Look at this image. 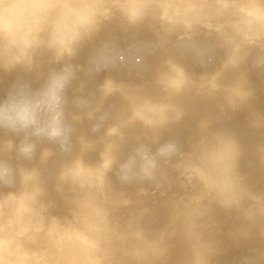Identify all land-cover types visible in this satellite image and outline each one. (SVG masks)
Here are the masks:
<instances>
[{
  "label": "clouds",
  "instance_id": "9594fccd",
  "mask_svg": "<svg viewBox=\"0 0 264 264\" xmlns=\"http://www.w3.org/2000/svg\"><path fill=\"white\" fill-rule=\"evenodd\" d=\"M149 11L167 21L169 31L186 37L199 26L215 30L230 47V62L240 63L255 51L254 66H264V0H0V67L35 68L40 48L50 50L54 54L50 63L60 65L49 70L40 88L18 82L0 98V131L19 138L13 145L16 162L0 152V264H166L170 241L177 236L186 245L179 264H213L219 247L205 234L212 225L203 222L211 203L242 213L247 223L238 230V240L249 238L250 229L264 219V193L251 191L238 169L239 143L224 132H209L207 125L206 134L190 151H181L175 142L162 145L155 154L139 148L138 170L132 162H119L113 144L104 153L102 168L86 167L92 175L78 174L77 163L66 168L60 180L73 195L70 214L64 217L48 214L49 205L41 199L39 170L20 165L32 161L44 142L62 148L69 142L75 129L68 118L66 93L81 70L71 62L79 48L93 40L116 12L134 25ZM185 46L195 47L191 40ZM111 51L105 44L93 58L97 71L109 62ZM115 90V82L105 79L99 88L101 100L88 113L90 118ZM74 105L89 106L82 97ZM79 118L72 115L73 120ZM143 119L149 126L167 122L162 114ZM50 154L43 150L41 160ZM173 157H177L174 163ZM161 161L171 164L193 193L173 202L171 223L157 232L150 234L139 223L147 209L122 224L113 210L131 201L113 198L107 172L115 166L123 183L149 182L159 187ZM63 183L58 190L63 191ZM141 194L146 195V190ZM261 255L264 250L255 253ZM243 264L256 262L246 257Z\"/></svg>",
  "mask_w": 264,
  "mask_h": 264
},
{
  "label": "rangeland",
  "instance_id": "374dc122",
  "mask_svg": "<svg viewBox=\"0 0 264 264\" xmlns=\"http://www.w3.org/2000/svg\"><path fill=\"white\" fill-rule=\"evenodd\" d=\"M117 13V12H116ZM115 13V14H116ZM115 14L113 15V19H110V20H108V21H105L104 23H105V29H103V28H101L102 30L98 33V35L93 39V40H91V41H88V42H86L83 46L85 47H87V46H89L88 48L89 49H91V48H93L94 50H92V51H94L93 53L94 54H92V52H91V50H85L84 48H83V46L81 47V48H83V50L84 51H81L80 52V59H78L77 58V56H79V55H77V54H79V52L77 51V53H76V55L74 56V58L72 59V63L73 64H77V65H80L81 66V70L77 73V78L72 82V84L69 86V88H68V90H67V93H66V95H67V112L68 111H70L71 112V110L69 109V108H74L75 107V105H74V101L78 98V97H85L84 99L88 102V107H84V108H77V107H75L74 108V113H70V112H68V118H69V121L73 124V127H74V132L72 133V135H71V137H70V140H69V142L67 143V145L65 146V147H60L59 145H56L55 144V146H54V144H53V146H51L50 144H48L47 142H45V143H43V144H45L46 146H44L43 144L41 145V146H44L43 148L40 146V148L38 149V151H37V153H36V156H35V158L32 160V161H30V162H25V161H20L19 163H20V165L22 166V167H27V168H36V169H38L39 170V172H40V181H41V184L42 185H44V193H46V194H44L43 193V195H42V199L44 200V202H46V204H49V209L48 210H54V213H55V216H60V214H61V216L63 217V216H66L67 214L69 215L70 213H69V210H71V208L69 209V207H72L70 204H69V199L67 198L68 196H67V194H65V191H66V193H68L69 194V192L70 191H68L69 189V187H67V186H69L67 183H63L61 180H60V176H61V173L66 169V168H69V167H71L72 165H74L75 163H77V165H76V168H75V171H79L80 172V170L79 169H81V172H82V170H84V171H86L87 169H86V167H88V166H90L89 168H93V169H96L97 168V163H98V167H99V164H100V166H102V162L101 163H99L101 160H103V158H104V155H103V157H101L100 156V154H103V152H106V147H107V145H104L103 143H102V141H103V134H104V136H105V134H106V136H110V134H109V130L108 131H106L107 129H108V126L111 124V123H114L116 120L114 119V118H116V116H117V111H116V104H119V102H120V98H119V100H118V102H117V99H118V94H119V96H120V94H121V91H117L116 93H114V97H115V95H116V100L114 101V97L112 98V97H110V95L107 97V99H105V101L103 102L104 104H102L103 106H100L99 107V109L97 110V112L99 111V114L97 115V112L94 114V117H92V118H90L89 116H88V113L92 110V109H95L96 107H97V104H99V102H100V100H101V98H100V93H99V88H100V83L102 82V79L101 78H103V77H105L104 79H107V78H109V77H119V78H121L120 80L118 79V77H117V79L119 80V81H121V82H124V83H131L132 82V80L131 79H133L132 77L135 75V77H134V79L136 80V82L134 81V79H133V82L132 83H137V82H141L142 80H144V78L145 79H147V78H149L150 77V74H152L151 72H152V70H155V71H153L154 72V74H152L153 75V77L154 76H156V73L157 72H159V68L157 67L158 66V63L156 64V60L155 59H157L156 57H160L161 56V54H163L164 52H166V51H171V52H173V53H176L177 54V52H174V50H178V48H179V52L180 53H182V54H180L179 52V54H177V56L179 57V59L181 60V58H183V59H185V60H187L188 59V63H186V64H189V63H192L191 65L195 68V70H196V73H194V74H192V75H190L189 74V76L188 75H186V76H182L181 78H183V77H187L186 78V80H187V85H188V87H192V86H194V83H197L198 81H199V77H206V76H208V73L210 72V70H212L213 69V67L217 64V62H218V59L220 60V62L217 64V66L218 65H220L225 59H226V57H227V55H229V53L228 52H225V51H227L226 49H225V47L223 48V47H221V46H219V45H217L218 47H213L212 45V51L214 52V50H215V52H214V54L212 53V51L211 52H208L207 53V51L206 52H200V53H203L205 56H206V58H205V56L204 55H201L200 53H198L197 51H198V48L196 47V49H195V47H190V49H189V47H185V46H183V45H185L186 44V42L187 41H189V40H191V38H194L195 40H196V42L197 41H200L201 42V40L200 39H202V37H210V36H212V34H214V33H212L211 32V30L212 29H208V28H205V27H203V26H199V27H197V29L194 31V33L192 34V36L189 38V37H186L185 36V38L183 39V38H177V39H179V43L178 42H176V44H173L172 45V43H171V41H172V39H171V36H173V35H171L170 36V39H171V41H168V40H170V39H166L165 37L166 36H161V32L163 31V29L161 28V25H164V23H167V21H164V19H162V18H160L161 16L158 14V13H153V12H151V11H149L148 13H146L145 15H144V17L141 19V20H139L136 24L138 25V27H134V26H136V24L135 25H130L131 27H133L132 28V30H134V33H132V30H131V28H130V26H129V24H128V22H125V21H127L126 19H123L122 17H124V16H122L121 18L119 17L120 15H122L121 13H119V16L116 14V17H114L115 16ZM118 16V17H117ZM147 16V17H146ZM125 18V17H124ZM153 18H156L155 20H156V22L155 21H153L154 19ZM123 19V20H122ZM152 19V20H151ZM112 20H114L113 22H112ZM120 21V22H119ZM124 21V22H123ZM148 21V22H147ZM162 21H164V23H161ZM141 22V23H140ZM144 22V24H146V25H144L143 24V26H145V27H142V28H145V31L141 28L140 29V27H139V25L140 26H142V23ZM118 23V24H117ZM125 23V24H124ZM139 23V24H138ZM153 23V24H152ZM156 23V24H155ZM128 24V25H127ZM150 24V25H149ZM161 24V25H160ZM122 25V26H121ZM157 25V26H156ZM103 26H104V24H103ZM102 26V27H103ZM116 26V27H115ZM118 26V27H117ZM125 26V27H124ZM128 26V27H127ZM146 26H147V28H146ZM120 27V28H119ZM122 28V29H121ZM136 28H138V30L136 29ZM123 29H125V30H123ZM136 29V30H135ZM140 29V30H139ZM148 29V30H147ZM201 29V30H200ZM127 30H131L129 33L127 32ZM142 30V31H141ZM151 30H152V32H151ZM155 30V31H154ZM198 30V31H197ZM137 31V32H136ZM140 31V32H139ZM146 31H148V33H146ZM199 32V33H197V32ZM213 31V30H212ZM215 31V30H214ZM126 32H127V34H126ZM135 32H136V34H135ZM143 32V33H142ZM209 32H211L212 34H209ZM133 35H135V36H133ZM138 33H140V35L138 34ZM150 33V34H149ZM151 33H153V35L151 34ZM159 33H160V35H159ZM154 34H156V35H154ZM197 34V35H196ZM119 35V36H118ZM131 35V36H130ZM141 36V37H138V36ZM146 35H147V37H146ZM150 35V36H149ZM208 35V36H207ZM137 36V37H136ZM154 36V37H153ZM144 37V38H143ZM197 37V38H196ZM135 38V39H134ZM152 38L155 40V39H157V40H155L156 41V44L157 45H154V43H155V41H153L152 40ZM161 38H162V40H161ZM213 38V37H212ZM187 41H186V40ZM189 39V40H188ZM128 40V41H127ZM137 40V41H136ZM141 40V41H140ZM158 40H159V43L161 44L162 43V45H163V47H161V45L160 44H158ZM160 40H161V42H160ZM166 40V41H165ZM134 41H136V44H134L135 42ZM140 41V42H139ZM143 41V42H142ZM186 41V42H185ZM104 42V43H103ZM126 42V43H125ZM134 42V43H133ZM142 42V43H141ZM148 43V45H147V43ZM149 42H150V44H149ZM164 42V43H163ZM167 42H170V43H168V45H167ZM182 42V43H181ZM183 42H185V44H183ZM192 42V41H191ZM195 41H193L192 43L195 45V43H196ZM110 44V46H111V48L114 50V47H115V49H116V46H118L117 47V49L120 47V46H122L123 44H125V45H123L121 48L124 50H122L121 48H119L118 50H112L111 52L112 53H114V54H116V56H114V54H112L111 53V55L110 56H112L113 55V57H111V58H115V59H118V60H120V62H122V63H120L119 61H117V60H115V59H111L112 60V62H113V64H114V62H115V65H112V62H111V60L109 61V63H107L108 65H109V67H108V65L106 66V67H103L104 69L105 68H110V71H112V72H109L108 71V69H105V71H107L108 73L107 74H105V75H103V72L102 71H100L99 70V72H101V73H98V71L96 72V69H95V71H91V73H94V75L93 74H91L92 76H90V74H88L89 73V71L91 70V68H93L92 70H94V68L95 67H91L90 68V65L92 64L91 62H92V58H93V56L95 57L96 55H97V51H99L100 50V48L104 45V44ZM129 43V46L130 45H132V46H130L131 48L133 47L135 50L133 51V48L132 49H130L129 48V46H127V44ZM134 45H133V44ZM152 43V44H151ZM92 44V45H91ZM100 44H103L102 46L100 45ZM108 44V45H109ZM139 45V46H136V45ZM143 44H145V45H143ZM165 44V45H164ZM177 44H183L181 47H179ZM150 45H154V46H150ZM169 45H170V47H169ZM176 45V46H175ZM214 45V44H213ZM91 46V47H90ZM101 46V47H100ZM127 46V47H126ZM143 46H144V50H143ZM155 46H157V47H155ZM176 47V49H175V47ZM178 46V47H177ZM85 47V48H86ZM100 47V48H99ZM124 47H125V49H124ZM136 47H138V48H136ZM146 47H151L152 48V50H149L148 48L146 49ZM161 47V48H160ZM97 48H99V49H97ZM154 48V49H153ZM164 48V49H163ZM168 48V49H167ZM171 48V49H170ZM173 48V49H172ZM180 48H181V50H180ZM215 48V49H214ZM218 48V49H217ZM219 48H223L222 50L221 49H219ZM96 49V50H95ZM128 49V50H127ZM140 50L139 51V54H138V50ZM167 49V50H166ZM184 49V50H183ZM130 50H132L131 52H133V56H134V54L136 53L137 55H135L134 57L135 58H137L138 60V62L137 61H134V60H132L134 57L132 56V53H130ZM155 50V51H154ZM173 50V51H172ZM183 50V51H182ZM219 50V51H218ZM80 51V50H79ZM89 53H88V52ZM116 51V52H115ZM117 51H119V52H117ZM121 51V52H120ZM125 51H127V53L125 54ZM142 51V52H141ZM144 51H147V52H145L144 53ZM148 51H149V54H148ZM150 51H151V53H150ZM152 51L154 52V54H152ZM163 51V52H162ZM38 52H40V53H37V54H40V55H42V57L40 56L39 58H37L39 55H37L36 53H35V55H37V57H34V59L36 58V60H35V62L37 63V67H35V68H32V69H27V68H22V66H21V68H20V66L19 67H16V68H14V69H12V70H6V72H8V73H6L3 77H1L0 78V96H1V98H3V97H5L7 94H8V92L13 88V86L16 84V83H28L30 86H31V88L33 89V90H35V89H38V88H40L42 85H43V83H44V81H45V79H46V77H47V73L49 72V70H51L52 68H54V67H59L60 65H58V64H53V65H50V64H52V63H50L49 61H48V59L50 60V58L54 55L50 50H48V49H46V48H43V49H41V51H38ZM91 52V53H90ZM135 52V53H134ZM161 52V53H160ZM184 52V53H183ZM188 52V53H187ZM194 52V53H193ZM222 52V53H221ZM85 53H86V56H87V58H86V56H85ZM87 53H88V55H87ZM147 53V54H146ZM160 53V54H159ZM210 53V54H209ZM83 54H84V56H83ZM89 54H91L92 56H90ZM110 54V53H109ZM130 54H131V58H130ZM144 56H143V55ZM152 54V55H151ZM219 54V55H218ZM83 57H82V56ZM119 55V56H118ZM140 55H141V58L142 57H145L146 58V60H144L143 58L141 59L140 58ZM149 55V56H148ZM154 55V56H153ZM155 55H156V57H155ZM158 55V56H157ZM201 55V56H200ZM208 55H209V58H208ZM226 55V56H225ZM255 51L250 55V56H248L243 62H244V65H242V68L243 67H245V66H248V67H251L252 66V68L251 69H254V71H256L258 74H259V76H260V79H262V77L264 78V66H261V67H257V66H254V59H255ZM118 56V57H117ZM137 56V57H136ZM150 56H151V60L149 59L150 58ZM152 56L154 57V58H152ZM181 56V57H180ZM199 56H200V59H198L199 58ZM216 56H221V57H216ZM92 57V58H91ZM133 57V58H132ZM187 57V58H186ZM225 57V58H224ZM43 58H46V60H44ZM48 58V59H47ZM76 58V59H75ZM86 58V59H85ZM134 58V59H135ZM196 58H197V60H196ZM203 58H205V59H203ZM207 58H208V60H207ZM214 58H217V59H214ZM39 59H40V61H44V62H41V63H39ZM82 59V60H81ZM88 59V60H87ZM121 59H122V61H121ZM129 59H130V61H129ZM147 59H149L150 61H148ZM153 59V60H152ZM212 59V60H211ZM75 60V61H74ZM77 60H78V62L79 63H77ZM83 61L84 63L82 64V62H80V61ZM89 60H90V62H89ZM114 60V61H113ZM133 62H132V61ZM144 60V61H143ZM196 60V61H195ZM210 60V61H209ZM215 61V63H214V61ZM46 61V62H45ZM88 63H87V62ZM143 61V62H142ZM148 61V62H147ZM153 61V62H152ZM155 61V62H154ZM158 61V60H157ZM208 61V62H207ZM222 61V62H221ZM137 62V63H136ZM140 62V63H139ZM141 62H142V65H141ZM146 62V63H145ZM152 64H155V65H157V66H153V65H151V63ZM195 62V63H194ZM210 62V63H209ZM212 62H213V64H212ZM39 63V64H38ZM44 63V64H43ZM86 63H87V65H86ZM90 63V64H89ZM125 63V64H124ZM133 63V64H132ZM140 65V66H138L137 67V65ZM162 63V62H161ZM200 63V64H199ZM245 63H247V64H245ZM84 64H85V66L87 67H85L84 66ZM117 64V65H116ZM130 64V65H129ZM135 64V65H134ZM173 64H176V61L173 63ZM185 64V65H186ZM194 64V65H193ZM208 64H210V65H208ZM211 64L213 65V67H211V69L209 68L208 69V66H211ZM43 65V66H42ZM45 65V66H44ZM93 65V64H92ZM116 66V67H118V71H116L117 69H115L114 67H112V66ZM121 65H124V67L123 66H121ZM130 67H129V66ZM131 65H133V67L131 66ZM145 65V66H144ZM147 65H148V67H147ZM184 65V64H183ZM201 65H202V67H201ZM223 65V64H222ZM94 66V65H93ZM126 66V67H125ZM135 66H136V68H135ZM141 66H143V67H141ZM173 66V65H172ZM175 66V65H174ZM178 66V65H177ZM180 66V65H179ZM198 66H200L201 68H199ZM90 69H89V68ZM114 68V70H112V68ZM149 67H153L152 69L150 68L149 69ZM155 67H157V68H155ZM21 69L20 71H19V69ZM86 68V69H85ZM102 68V69H103ZM134 68H135V70H134ZM142 68V69H141ZM196 68H198V69H196ZM222 68V67H221ZM225 68V67H224ZM247 68V67H246ZM26 69V70H25ZM36 69V70H35ZM41 69V70H40ZM43 69H45V70H43ZM120 69H121V71H120ZM174 69H175V67H174ZM173 69V70H174ZM179 69V68H178ZM182 69V68H181ZM201 69H202V73H201ZM22 70H23V72H22ZM43 70V71H42ZM131 70V71H130ZM134 70V71H133ZM145 70V71H144ZM150 70V71H149ZM180 70V69H179ZM199 70V71H198ZM247 70V69H246ZM250 70V69H249ZM1 71V70H0ZM28 71V72H27ZM35 71V72H34ZM42 71V72H41ZM83 73H82V72ZM117 72L118 73V75L115 73V72ZM176 71L177 72H179L177 69H176ZM181 71V70H180ZM205 71L207 72L206 74H205ZM248 71V70H247ZM20 72V73H19ZM46 72V74H44ZM96 72V73H95ZM122 72V73H121ZM146 72H150V73H148V77L147 76H145V75H147L146 74ZM244 72V71H243ZM255 72V73H256ZM31 73H32V75H31ZM98 73V74H97ZM104 73H106V72H104ZM111 73V74H110ZM114 73V74H113ZM120 73H121V76H119L120 75ZM137 73H139V75L137 74ZM199 73V74H198ZM201 73V74H200ZM203 73H204V75H203ZM255 73L253 74V73H251V74H253L254 76H255V79H257L256 77V75H258L257 73H256V75H255ZM0 74H1V72H0ZM96 74V75H95ZM102 74V75H101ZM116 74V75H115ZM123 74V75H122ZM127 74V75H126ZM143 74H145L144 76V78L142 77V75ZM245 74V73H244ZM37 75V76H36ZM45 75V76H44ZM103 76V77H101V76ZM111 75V76H110ZM112 75H115V76H112ZM141 75V76H140ZM194 75V76H193ZM31 76V77H30ZM93 76H95L96 78H94ZM138 76H140V80H139V77ZM191 76H192V78H191ZM199 76V77H198ZM35 77V78H34ZM97 77L99 78V81L97 80ZM126 78V79H128V80H130L129 82L125 79V81H124V78ZM251 77H252V75H251ZM20 78V79H19ZM33 78V79H32ZM39 78V79H38ZM85 78H86V80H85ZM91 78V79H90ZM130 78V79H129ZM143 78V79H142ZM196 78H197V80H196ZM36 79H38V80H36ZM84 79V80H83ZM100 79H101V81H100ZM190 79H192V80H190ZM195 79V80H194ZM16 80V81H15ZM24 80V81H23ZM35 80H36V82L38 83H36L35 82ZM98 81V83H96V81ZM148 80V79H147ZM147 80H145V82L147 81ZM232 80V79H231ZM234 80V79H233ZM235 80H236V78H235ZM14 81V82H13ZM31 81H33V83H31ZM87 81V82H86ZM89 81H90V83H91V81H92V83L91 84H89ZM94 81H95V83H96V85H95V83H94ZM118 81V82H119ZM149 81H150V79L148 80V82H146L147 83V85H154L153 87H151V88H153V89H150L151 90V96H150V99H149V105H150V101H158L159 99H161L159 96L161 95V93L163 94H165V92L167 91V90H165V92H162V90H161V92H159L160 90L158 89V88H160V86L159 85H163L161 88H163V87H165L166 85H167V89H168V85H169V83H167V82H163V83H167L165 86H164V84H162V83H160L159 85L158 84H152L151 83V81H150V83H149ZM155 81V80H154ZM190 83H189V82ZM263 81H264V79H263ZM262 81V82H263ZM83 82V83H82ZM121 82H119L120 84H121ZM248 82H250L251 83V81H248ZM2 83V84H1ZM34 83H35V86H36V88H35V86H33L34 85ZM93 83H94V86H93ZM119 83H118V86H119ZM149 83V84H148ZM229 83H230V80H229ZM234 83V82H233ZM88 84V85H87ZM225 84H226V82H225ZM228 84V83H227ZM226 84V85H227ZM261 84V83H260ZM263 84H264V82H263ZM7 85V86H6ZM78 85H79V87H78ZM91 85H92V87H91ZM149 85V86H150ZM156 85L157 86H159V87H156ZM226 85H224L225 86V88H227L226 87ZM230 85H232V82L229 84V86H228V88L230 87ZM33 86V87H32ZM88 86V87H87ZM91 88H90V87ZM95 86H97L96 87V89H95ZM247 86H250L249 87V89L251 88V84H249V85H247ZM261 87V86H260ZM259 87V88H260ZM72 88V89H71ZM87 88H88V90H87ZM89 88H90V90H89ZM119 88V90H121L120 88H122V85L121 86H119L118 87ZM150 88V87H149ZM157 88V89H156ZM166 88V87H165ZM164 88V89H165ZM94 89V90H93ZM98 89V90H97ZM123 89V88H122ZM163 89V90H164ZM245 89H248L246 86H245ZM252 89V88H251ZM261 90H263L264 89V86L263 87H261L260 88ZM93 90V91H92ZM124 91H125V89H123ZM158 90V92L156 93V91ZM253 90V89H252ZM259 90V89H258ZM98 91V92H97ZM154 91V92H153ZM243 91H245L244 89H243ZM243 91H241V92H239L240 94L243 92ZM247 92L248 91H250V90H246ZM246 91H245V93H246ZM260 91V90H259ZM259 91H254V93L253 92H251V93H249V94H247L246 93V96H245V94L243 95V94H239V96L240 97H242V95L244 96V97H242V98H245V97H249V96H247V95H250V94H252V96L256 93V94H258L259 93ZM72 94H71V93ZM79 92V93H78ZM85 92V93H84ZM96 92V93H95ZM152 92H153V95H152ZM88 93V94H87ZM154 93H155V95H154ZM3 94V95H2ZM82 94V95H81ZM93 94H95V95H93ZM158 94H160L159 96H158ZM236 94H238V92L236 93ZM261 97L260 96H255L254 95V98H252L253 100L256 98L257 100H258V98L260 99V98H262V101L261 100H259V102H260V105H259V107L261 106V108H262V112H263V114H264V90H263V92L261 91ZM259 94V95H260ZM86 95V96H85ZM89 95H91L90 97H89ZM93 95V96H92ZM98 95V96H97ZM3 96V97H2ZM96 96V97H95ZM113 96V95H112ZM235 96V95H234ZM251 96V97H252ZM152 97V98H151ZM238 97V96H237ZM240 97H238V98H236V101L238 100L239 101V99H240ZM250 97V98H251ZM258 97V98H257ZM91 98V99H90ZM99 98H100V100H99ZM159 98V99H158ZM241 98V99H242ZM154 99H156V100H154ZM110 100V101H109ZM162 100V99H161ZM201 101H199V103H200V105H198V108L199 109H204L206 106H207V104L209 103L208 101L210 100V99H207V98H204V99H200ZM70 101V102H69ZM235 101V100H234ZM72 102V103H71ZM112 102V103H111ZM106 103V104H105ZM116 103V104H115ZM121 103V102H120ZM156 102H154V103H152V104H155ZM112 104V105H111ZM114 104V105H113ZM160 104V103H159ZM232 104H234L233 102H232ZM231 104V105H232ZM148 105V104H147ZM161 105V104H160ZM206 105V106H205ZM231 105L230 104H228V105H226L225 106V108L228 110L229 109V107H231ZM235 105H237L236 103H235ZM112 106H114V107H112ZM162 107H163V103H162V105H161ZM160 106V107H161ZM239 106V105H238ZM242 106H246V105H242ZM251 106H253V105H251ZM250 106V107H251ZM258 106V105H257ZM148 107V106H147ZM146 107V108H147ZM150 108H151V106H149ZM148 107V108H149ZM160 107H159V109H160ZM247 108H249L248 106H246ZM255 107V106H254ZM254 107H251L252 109H250V110H253V111H255V113H254V116H255V118H260V119H262V118H264V116H262V114H261V116L262 117H260V115H258V114H260V113H262V112H257L258 110H256V108H254ZM235 107L234 106H232V110L234 109ZM241 109L242 111L241 112H243L244 110H246V112H243L245 115V117H246V115L247 114H249L250 116H247V117H250V118H252L253 117V115L252 114H250L249 112V110H247V108H244V107H238L237 108V110L238 109ZM102 109V110H101ZM108 109H109V111H108ZM113 109V110H112ZM115 109V110H114ZM236 109V108H235ZM233 110V111H236V110ZM240 109H239V112H240ZM244 109V110H243ZM260 109V108H259ZM77 110V111H76ZM231 109H229L228 111H230ZM81 113H80V112ZM111 111H114V112H111ZM232 111V112H233ZM247 111H249L248 113H247ZM252 111V112H253ZM76 112V113H75ZM133 112V111H132ZM189 113H192L191 112V110L190 111H188ZM227 112V111H226ZM258 114H257V113ZM106 113L109 115H106ZM134 113V112H133ZM235 113H237V114H240V113H238V112H235ZM243 113H241L242 115H243ZM73 114H75V115H77V116H79L80 118H83V119H77L78 121H76V120H73L72 119V115ZM128 114L129 115H125V117L127 116L128 118H126L127 120H129V116L131 117V121H132V119H133V116H134V114H133V116H132V113L130 112H128ZM236 114V115H237ZM97 116V119H96V116ZM111 115L114 117H111ZM193 115L194 114H189V115H186L183 119H181V120H178V122L175 124V122H171L172 123V126L171 127H168V125H166V124H164L163 126H150L149 128L152 130V131H154V132H157L156 131V129L158 130V128L159 129H161V130H163V131H165V129L168 131V132H166L165 131V133L166 134H163V135H161V136H159L158 138L160 139V142H159V139L158 138H156V143H155V141L153 140V139H146L147 140V142H146V140L144 141V139H140V138H136V137H133L134 136V134H132V135H128L126 138H127V140H126V142H124L125 144L126 143H128L127 144V146H126V148H127V150H128V154H131V155H134V152H136V153H138V149L139 148H141V147H143L144 146V148H150V147H152V150L154 149L155 150V152H156V150H158L159 149V147H161V145L163 144H165V142L167 143V142H169V141H165V140H163L164 138L166 139V140H168L167 138H172V140L170 139V141L171 142H175V143H179V141L180 142H182V144H183V141H182V137H184V133H186V131L189 129V127L191 126L190 124H191V121L194 119L193 118ZM251 115H252V117H251ZM86 118H85V117ZM105 116V117H104ZM195 116V115H194ZM246 117V118H247ZM109 118V119H108ZM111 118V119H110ZM249 118V119H250ZM254 118V119H255ZM125 118H123V124H124V122H125V124L127 123H130V122H126L125 120H126ZM248 119V118H247ZM81 120H83L82 121V123L80 122ZM85 120L87 121H89V123L90 124H88V122L87 123H85ZM98 120V121H97ZM106 120V121H105ZM108 121V122H107ZM113 121V122H112ZM140 121H142L143 122V120H139L138 122H136V124H134L132 127H135V130H140V128H142L143 126L142 125H147V124H143V123H145V122H143V123H141ZM80 122V123H79ZM139 122L141 123V124H139ZM181 122V123H180ZM93 123V124H92ZM180 123V124H179ZM80 124H81V127L83 126V125H88L87 126V128H89L90 129V131H91V133H93L92 134V136L91 137H93L92 139H90L91 137H90V135H91V133H90V135H89V139H88V142H89V140L92 142V143H88V142H86L85 140V144L86 145H88V144H90L92 147L94 146L93 145V143L96 141H98V139H99V141L95 144L96 146H94V148H96L97 149V147H98V149L100 148V146L102 145L103 147L104 146H106V147H102V148H100L99 150H96V149H94V148H91L90 147V145H89V148L87 149V146H86V148L85 147H82V146H84L83 145V139H82V144L80 143V142H77L79 139V141H81V137L80 136H82V133H80L81 131H80ZM124 124V125H125ZM139 124V125H138ZM186 124V125H185ZM79 125V126H78ZM94 125V126H93ZM222 125V123L220 124V126H219V128L220 127H222L221 126ZM91 126V127H90ZM103 126V127H102ZM166 126V127H165ZM180 126V127H179ZM189 126V127H188ZM118 127V126H117ZM138 127H139V129H138ZM152 127V128H151ZM164 128V129H163ZM215 128V127H214ZM216 128H218V126L216 127ZM216 128L214 129L215 130V132H216ZM129 129V128H128ZM179 129H180V132H179ZM212 129V130H211ZM210 130H208L209 132L210 131H214L213 130V128H211ZM82 130V129H81ZM169 130H171V131H169ZM178 130V131H177ZM185 130V131H184ZM217 130H219V129H217ZM128 131V130H127ZM174 131H175V134L177 133V132H179V133H177V135H175L174 134ZM3 131H0V141L1 142H3V140L5 141V143H1L0 142V144H1V146H3V147H1L0 148V151L1 152H4L8 157H10L11 159H13V161L14 162H16L15 161V149H14V144H18L19 143V138L18 137H16L17 139L16 140H18V141H14V142H16V143H14L13 145H11L9 142L10 141H8V137H10L11 136V133H8V132H3ZM78 132H79V134H81L80 136L79 135H77L78 134ZM102 132H103V134H102ZM105 132V133H104ZM214 132V133H215ZM218 132V131H217ZM2 134H4V135H2ZM86 134H87V131H86ZM181 134H183V136L181 135ZM5 135H6V137H5ZM9 135V136H8ZM13 135V134H12ZM96 135V136H95ZM114 134L113 133H111V136H113ZM165 135V136H164ZM174 135V136H173ZM100 136V137H99ZM105 136V137H106ZM110 136V137H111ZM167 136V137H166ZM178 136H180L179 138H178ZM3 137V138H2ZM13 137H15V135H13ZM94 137H96V138H98L97 140L96 139H94ZM161 137H163V138H161ZM3 140H2V139ZM72 138H74V139H72ZM79 138V139H78ZM116 138V137H115ZM119 138V137H118ZM175 139V140H174ZM93 140V141H92ZM114 139L112 138V140L111 141H113ZM174 140V141H173ZM178 140V141H177ZM7 141V142H6ZM139 141L141 142V143H139ZM143 141V142H142ZM165 141V142H164ZM243 140H241V141H239V142H242ZM161 142H164V143H161ZM6 143L8 144L9 143V145L11 146H5L6 145ZM79 143V144H78ZM99 143L101 144V145H99ZM123 143V144H124ZM145 145H144V144ZM49 146H48V145ZM133 144V145H132ZM79 145L81 146V148L79 147ZM148 145V146H147ZM150 145V146H149ZM179 145H181V143L179 144ZM178 145V146H179ZM50 146H51V148H50ZM78 146V147H77ZM132 146V147H131ZM159 146V147H158ZM48 147L50 148L49 150H51L50 151V157L52 156V157H54V158H52L51 157V159H50V157L48 156V159H46V160H43V161H41V156H38V155H41V152L43 151V150H45V149H48ZM52 147H54V148H56V149H52ZM58 147V148H57ZM80 149V150H82V156H81V154H80V152H79V154H76V153H78V152H76V150L77 151H79L78 149ZM131 147V148H130ZM156 147V148H155ZM75 148H76V150H75ZM91 148V149H90ZM179 148H180V150H183V148H182V146H179ZM8 149H10V151H8ZM84 149H87V150H84ZM93 149V152L91 151ZM104 149V150H103ZM117 149H118V146H117ZM116 149V150H117ZM151 149V148H150ZM150 149H148V150H150ZM52 150H54V151H52ZM55 150H56V153H57V155L55 156V155H53V154H56L55 153ZM75 150V153L73 152ZM84 150V151H83ZM89 150V151H88ZM96 150V151H95ZM103 150V151H102ZM13 151V152H12ZM86 151V152H85ZM88 151V152H87ZM95 151V152H94ZM100 153H99V152ZM72 152V153H71ZM150 152H151V150H150ZM154 152V151H153ZM90 154V156H88L89 154ZM94 153V154H93ZM97 153H99V155L97 154ZM73 154H76L75 156H77L76 157V159H78V160H76L75 158H72V157H75ZM85 154V156H84V158H80V157H83V155ZM155 154V153H154ZM65 155V156H64ZM96 155V156H95ZM97 155H98V158H97ZM78 156H80V157H78ZM86 156H88V157H86ZM93 156H94V158L96 159L97 158V160H94L93 159ZM100 156V157H99ZM257 157V156H256ZM255 157V158H256ZM260 158H262L261 156H259ZM264 157V156H263ZM39 158H40V161H39ZM66 158V159H65ZM71 158H72V160L73 161H71ZM85 158H86V161H88L90 158L93 160V161H96L94 164H92V162L91 161H88V162H90L89 163V165L86 163V161H85ZM101 158V159H100ZM252 158H254V157H251V159ZM258 158V157H257ZM58 159V160H57ZM62 159V161L64 162V163H62V161H60ZM70 160V165L67 167V164H66V160ZM80 159H82V160H80ZM100 159V160H99ZM259 159V158H258ZM257 159V160H258ZM56 160H57V163H55L56 162ZM77 162H76V161ZM80 160V161H79ZM255 160V159H254ZM260 160H261V162H262V164H263V162L264 161H262V159H259V162H260ZM46 161V162H45ZM53 161V162H52ZM58 161H60V162H58ZM84 161V163H81V167H79V165H80V163L79 162H83ZM120 161V163H129V160H124L123 159V161H122V159L121 160H119ZM22 162H24L23 164H21ZM43 162V163H42ZM103 162L105 163V161L103 160ZM254 162V161H253ZM255 162H258V161H255ZM261 162L260 163H258V165L260 164V166H263L264 167V164L262 165L261 164ZM43 165H42V164ZM28 164V165H27ZM58 164V165H57ZM64 164H65V166H64ZM85 164H87L86 166H84ZM90 164H92V165H90ZM96 164V165H95ZM27 165V166H26ZM46 165V166H45ZM60 165H62L61 167H63L64 166V168H61L60 167ZM94 165V167H92ZM104 165V164H103ZM134 165V164H133ZM242 166H243V164H241ZM96 166V167H95ZM259 166V167H260ZM66 167V168H65ZM83 167H85V169L83 168ZM239 167V166H238ZM263 167H261V169L260 170H262L263 172H264V169H263ZM40 168V169H39ZM60 168V169H59ZM77 168H79L78 170H77ZM83 168V169H82ZM116 167L114 166V169H112V172H113V174H111V176H112V182H114V183H116V181H119V183L117 182L116 184V186L118 187H121V188H124V186H126L125 188H124V191H125V193H122V191H121V188L120 189H116L111 195H113V198H115V199H119V198H121L120 197V195L121 194H123L124 196H122L123 198H127V196H128V192L130 191V195L129 196H131V198L129 199V198H127V199H129V200H131L132 198V200L133 201H135L134 203L131 201V203H130V206H127V207H118V208H115L116 209V211H114V215H115V217L116 218H118L119 216L121 217V215H123V216H126L127 215V217L128 216H130V217H132V215L134 214V213H138L140 210H142V209H145V208H147V207H149L151 204H150V201H151V198H154V199H156L158 196H161V195H164V193H170L171 191L173 192V191H175V190H177L178 191V193H177V196H179V197H175V195H172V197H165L164 198V200L162 199V198H160L159 200H163V201H159V200H154L153 201V203H155L156 205L158 204V203H160V205L162 206V204H163V206L162 207H160V205H158L157 206V208H156V205H155V207H154V205L152 204V206H150L149 208H151V209H147L148 210V212H147V214L146 215H144V217H142V219L143 220H139V223L140 224H142V227L144 226V224H145V222H147V224H149L150 223V227L152 228L151 229V231H152V233H154V232H157V231H159V228L160 229H162L163 227L162 226H167V225H169L168 223H169V221H168V219L170 218L169 216L170 215H168L167 217H166V215H167V213L168 212H170V210L172 209H169V205H173V202L171 203L170 201H169V199L170 198H173V197H175L176 199L177 198H180L182 195H181V193H180V189H181V191L182 192H184L185 190H186V188L187 187H185L184 186V184L181 182V179H178V178H176V177H174V179H173V177L171 176L172 175V173L169 171V174H165V175H167V176H164V177H162V181H161V179L158 181V183H159V187H156L154 184H153V186L152 187H154V190H152L151 192H155V193H157V192H160V194H158L157 193V197H155V196H153L152 195V193H151V195L150 196H153V197H150L149 198V194H150V190L148 191V190H146L148 187H149V185H152V183H146V182H139V181H132V183L130 182V183H125V184H123V182H121L117 177V172H116V169H115ZM59 169V170H58ZM63 169V170H62ZM60 170H61V172H60ZM88 170H90V169H88ZM55 171V172H54ZM57 171V172H56ZM83 171V172H84ZM92 169L90 170V172H88V173H90L91 175H92ZM56 173V174H54V173ZM79 172H77V173H79ZM80 172V173H81ZM258 172H260V173H262L261 171H258ZM86 173V172H85ZM84 173V174H85ZM87 173V174H88ZM167 173H168V171H167ZM259 173V174H260ZM82 174V173H81ZM254 174L255 173H252V175L254 176ZM259 174H257V172H256V174H255V176H254V178H256V179H258V177L257 176H259ZM251 175V174H250ZM262 175L263 176H261V174H260V176H259V181H261L262 182V180H264V179H262L261 177H263L264 178V173H262ZM55 176V177H54ZM58 176V177H57ZM82 176H83V174H82ZM85 176V175H84ZM88 176H89V174H88ZM87 175L85 176V177H88ZM116 176V177H115ZM170 176V177H169ZM253 176H248V178H250L249 180H248V178L246 179L245 178V182H246V184L248 183H250L251 181H252V179H251V177L253 178ZM44 179H43V178ZM56 178V179H55ZM118 180H117V179ZM253 178V180H254V182H255V179ZM48 179V180H47ZM114 179H116V180H114ZM175 179L177 180V181H175ZM262 179V180H261ZM47 180V181H46ZM163 180H168V183H167V181L165 182V181H163ZM43 181H45V182H43ZM50 181V182H49ZM58 181V182H57ZM60 181V182H59ZM54 182V183H53ZM57 182V183H56ZM61 182L63 183V191H62V194H63V198L62 197H60L59 198V194L57 193V191H59L58 190V188H57V186L58 185H61ZM135 182L137 183V184H135ZM160 182H161V185H160ZM165 182V183H164ZM171 182V183H170ZM44 183V184H43ZM49 183V184H48ZM51 183V184H50ZM55 183L57 184V185H55ZM59 183V184H58ZM167 183V184H166ZM256 183H258L257 181L255 182V184ZM263 184H264V181L262 182ZM47 184V185H46ZM66 184V185H65ZM132 184H134V185H132ZM138 184H140L138 187H140L141 186V184H142V186L143 187H140L141 188V190H142V188H143V190H146L147 192H149V193H147L146 195H148V197L146 196V195H144V194H138L139 192L141 193V190L139 189V188H137V185ZM148 184V185H147ZM164 184V185H163ZM166 184V185H165ZM174 184V185H173ZM178 184V185H177ZM183 184V185H182ZM247 184V185H248ZM251 185H253V182H251L250 183ZM249 184V185H250ZM52 185H54V186H52ZM248 185V186H249ZM258 185H261V186H263L260 182L258 183ZM258 185H255V187H257V189L258 190H260V191H262L263 189H264V186L263 187H261V186H258ZM46 186V187H45ZM49 186V187H48ZM130 186V187H129ZM254 186V185H253ZM50 187H52V188H50ZM54 187V188H53ZM66 187H67V189H66ZM127 187H129L128 188V190H127ZM132 187V189H130ZM144 187L146 188V189H144ZM163 187V188H162ZM169 187V188H168ZM172 187V188H171ZM174 187H176V188H174ZM185 187V188H184ZM48 188L50 189L49 191H47L48 190ZM56 188V189H55ZM134 188H136L135 189V192H136V190L138 189V190H140L139 192H136L137 194H138V196L140 195L141 197H138L137 195H136V193L134 192V194L132 193L133 191H131V190H134ZM150 188V187H149ZM174 188V189H173ZM184 188V189H183ZM65 189V190H64ZM159 189V190H158ZM170 189H173V190H170ZM7 190V191H6ZM11 190H13V189H3V191L5 192V193H7L8 191H11ZM52 190L54 191V192H52ZM111 191H112V189H111ZM123 191V192H124ZM128 191V192H127ZM157 191V192H156ZM169 191V192H168ZM259 191V192H260ZM47 192H48V195H47ZM56 192V193H55ZM64 192V193H63ZM119 192H121V194L119 193ZM126 192H127V194H126ZM59 193H61V191L59 192ZM72 192H70V194H71ZM132 193V194H131ZM154 193V194H155ZM163 193V194H162ZM180 193V194H179ZM55 194H56V196H55ZM118 194H120V195H118ZM44 195L46 196V197H44ZM53 197H52V196ZM58 195V196H57ZM65 195V196H64ZM116 195H118L117 197H116ZM127 195V196H126ZM134 195H136V196H134ZM169 195V194H168ZM48 196V197H47ZM54 196H55V198H54ZM61 196V195H60ZM67 196V197H66ZM128 196V197H129ZM146 196V197H145ZM164 196H167V194L166 195H164ZM50 197L53 199H51L50 200ZM64 197H66V199H68V200H64ZM45 198V199H44ZM48 198V199H47ZM58 198V199H57ZM135 198H139V201H142V202H144L143 200H141L142 198H144V200L147 198V200H145V202H146V204L145 203H142V202H138V199H135ZM174 198V199H175ZM135 199V200H134ZM150 199V200H149ZM175 199V200H176ZM46 200V201H45ZM55 200H57V201H55ZM59 200H60V202H59ZM148 200H149V202H148ZM166 200H168V202H170V203H168ZM171 201L173 200V199H170ZM155 201H159L158 203H156ZM164 201H166L165 203L168 205V208H167V206H166V204H165V206H164V203H162L161 204V202H164ZM178 201V200H177ZM48 202V203H47ZM50 202V203H49ZM152 202V201H151ZM61 203V205H62V207H63V209H62V207H59V206H61V205H59ZM137 203H138V207L137 208H135L133 205H137ZM141 203V205H143V206H141L142 207V209H141V207L139 208V204ZM150 205H149V204ZM69 204V205H68ZM58 205V206H57ZM147 205V206H146ZM132 206V207H131ZM57 207V208H56ZM60 209H59V208ZM134 207V208H133ZM162 208L161 210H163L164 209V207L166 208V209H169V210H167V212H165V210L166 209H164V211H162V213L160 212L161 210H160V208ZM217 207V206H216ZM51 208V209H50ZM64 208H66V210L64 209ZM124 208H125V210H124ZM126 208H129L128 210L126 209ZM131 208H133L132 209V214H130L131 212H128V211H131ZM157 210H156V209ZM67 209H69V210H67ZM137 209V210H136ZM153 209H155L154 211H156L158 214L160 213V215H158L157 213H153ZM60 210V211H59ZM61 211H65V212H61ZM68 211V212H67ZM123 211V212H122ZM126 211H127V213H126ZM133 211H135L134 213H133ZM152 211V212H151ZM50 212H51V215L53 214L54 215V213H52V211H48V214L50 215ZM56 212H58V214L56 215ZM121 212L123 213V214H121ZM163 212H165L166 213V215L165 214H163ZM172 212V211H171ZM67 213V214H66ZM117 213H119V215H117ZM239 213H240V211H239ZM125 214V215H124ZM169 214V213H168ZM233 214V213H232ZM231 213L228 215H225V214H219L218 216H220L221 215V217H223V215L225 216V217H223V218H219V219H221V220H218L219 221V223H220V221H221V223H220V225H219V223H215V227H214V223L213 222H211L212 220H209V218H206V219H203V222H205L206 224L207 223H212V225H213V227L211 228V229H205V230H207V232L208 233H206V235H207V237H209L210 239H215L214 241L217 243V241L220 239V241L218 242V244H221V246H219L218 245V247H219V253L216 255L217 257H214L213 258V264H234L235 262H236V260H237V262L235 263V264H243L242 262L244 261V258H246V257H253L254 258V261L256 262V264H264V258H262V256H264V255H261V257L259 258V257H256L255 258V254L254 253H256L257 252V250H260V248H258L257 249V247H259L260 246V244H262V242H260L259 240L260 239H258L259 238V236H257L256 238H253V236L255 237L256 235H257V232H256V235H255V233L254 234H252V233H250L251 235H252V237L251 236H249V238L248 239H242V241H241V239H237V234H235V232H233V231H231V232H229L230 230H233V227L237 224V223H239V221H240V219H241V221L240 222H242L243 220H245V219H243L244 217H243V215H242V217L240 218V216H241V213L240 214H238V215H235V216H231L232 215ZM164 215V216H163ZM155 216H156V218L157 217H159V218H161V219H159V218H155ZM229 216L230 217V219H229V217H228V219H227V217ZM118 218L119 220H120V222L121 223H125L126 222V220H128V219H126L127 217H121V218ZM169 217V218H168ZM238 217H239V219H238ZM129 218V217H128ZM147 218H149V219H147ZM155 218V219H154ZM166 220H165V219ZM233 218V219H232ZM124 219V220H123ZM152 219H154L155 221H156V223H159L160 225H159V228H158V226H157V224L156 223H154L155 221L154 220H152ZM226 219V220H225ZM121 220H123V221H121ZM162 222H161V221ZM207 220V221H206ZM228 220V221H227ZM231 220L233 221V222H231ZM238 220V221H237ZM152 221V222H151ZM158 221H160V222H158ZM223 221V222H222ZM165 224H164V223ZM166 222H167V224H166ZM225 222V223H224ZM151 223H152V225H151ZM153 223H154V225H153ZM162 223H163V225H162ZM229 223V224H228ZM234 223V224H233ZM218 224V225H217ZM230 224H232V226H230ZM162 225V226H161ZM222 225V227H219V226H221ZM228 227H227V226ZM162 228H161V227ZM164 226V227H165ZM222 228V230L220 229L219 230V228ZM226 226V227H225ZM224 227V228H223ZM230 227H232L231 229H230ZM228 230V232L226 231V229ZM213 229V230H212ZM217 229V230H216ZM224 229H225V231H224ZM210 231H211V233H210ZM213 231V232H212ZM221 231V232H220ZM215 232H216V234H215ZM217 232H218V235H217ZM214 233V234H213ZM227 233V234H226ZM229 233V234H228ZM234 233V234H233ZM211 234H213L212 236H211ZM222 235H224V236H222ZM232 236V237H229V236ZM211 236V237H210ZM226 236V237H225ZM236 236V237H235ZM224 237H225V239H224ZM264 237V236H263ZM177 238V239H176ZM175 239H173L170 243H172V242H176V244H177V246L179 245H182V246H184L182 243H184V242H182L183 240L180 238L179 239V236H177ZM230 238L231 240L232 239H234L235 238V240H237V241H239V242H237L236 241V243H235V240H229L230 241V243L229 244H231V245H229L228 244V239ZM261 238V237H260ZM257 239H258V243H257ZM177 240V241H176ZM180 240V241H179ZM217 240V241H216ZM223 240V241H222ZM256 240V241H255ZM264 240V239H263ZM224 241H225V243H224ZM226 241H228V242H226ZM261 241H262V238H261ZM174 242V243H175ZM180 242H181V244H180ZM246 242L248 243V242H250L249 244H246ZM252 242V243H251ZM173 243V245L172 246H175V248H177L176 247V244H174ZM235 243V244H234ZM245 243V244H244ZM224 244V245H223ZM229 245V248H231V249H229V251L227 250L228 249V247L226 248V246L225 245ZM238 244V245H237ZM241 244V245H240ZM227 245V246H228ZM248 245V246H247ZM251 246V248H250V246ZM259 245V246H258ZM263 246V248H264V244H262ZM178 246V247H179ZM181 246V247H182ZM232 246V247H231ZM244 246V247H243ZM247 246V247H246ZM185 248H179V250H181V252L182 253H180L179 255H178V253H176V251H174L175 250V248H173V247H171V249H172V251H174L173 253L175 254V255H177V256H175L174 254H170L172 251H170V257L171 256H174V257H171V261L172 262H170V261H168V259H169V255H168V258H167V260H166V263L167 264H171V263H174L173 262V260L177 263V264H179V262L178 261H176V259H177V257L178 256H180L181 254V256L180 257H178V259L177 260H181L182 258H183V256H184V254H185V249H186V245L184 246ZM248 247H249V249H248ZM261 247V246H260ZM261 247V250L263 249ZM220 248H222V249H220ZM242 248H243V250H244V253H242L243 252V250H242ZM245 248V249H244ZM247 248V249H246ZM184 251H183V250ZM239 249V250H238ZM255 249H256V251H255ZM176 250H178V249H176ZM178 250V251H179ZM227 250V251H226ZM242 250V251H241ZM252 250V251H251ZM264 250V249H263ZM177 251V252H178ZM222 251H224V253L222 252ZM231 251V252H230ZM237 251V252H236ZM246 251V252H245ZM249 251V252H248ZM180 252V251H179ZM221 252H222V254H221ZM230 252V253H229ZM253 252V253H252ZM239 253V254H238ZM246 253H248V254H251L250 256H248V254L246 255ZM245 255V256H242V255ZM221 255V256H220ZM238 255V256H237ZM182 257V258H181ZM220 257V258H219ZM227 257V258H226ZM240 257H241V260H240ZM176 258V259H175ZM260 259V260H259ZM221 260V262H219ZM243 260V261H242ZM261 260H263V261H261ZM169 263H168V262ZM217 261H218V263H217ZM240 263H239V262ZM259 261H261L260 263H259ZM175 264V263H174Z\"/></svg>",
  "mask_w": 264,
  "mask_h": 264
},
{
  "label": "bare ground",
  "instance_id": "6f19581e",
  "mask_svg": "<svg viewBox=\"0 0 264 264\" xmlns=\"http://www.w3.org/2000/svg\"><path fill=\"white\" fill-rule=\"evenodd\" d=\"M118 16H119V12H117L116 13ZM116 14H115V16L114 17H116ZM117 16V17H118ZM123 15H120L119 17L121 18ZM147 17V16H146ZM123 19H125L124 17H122ZM161 18V17H160ZM111 19H113V17L111 18ZM122 19V20H123ZM154 20L153 21H155L156 22V18H153ZM152 20V19H151ZM114 20H112V22H113ZM165 21V20H164ZM164 21H162L161 23H164ZM120 22V21H119ZM124 22V21H123ZM125 22H127V21H125ZM148 22V21H147ZM141 23V22H140ZM157 23V22H156ZM155 23V24H156ZM104 24V26L102 27L103 29H105V23H103ZM118 24V23H117ZM125 24V23H124ZM139 24V23H138ZM143 24H144V22L142 23V26H140L139 25V27H140V29L142 28V27H145V26H143ZM153 24V23H152ZM128 25V24H127ZM135 25V24H134ZM144 25H146V24H144ZM150 25V24H149ZM161 25V24H160ZM122 26V25H121ZM130 26V25H129ZM157 26V25H156ZM116 27V26H115ZM118 27V26H117ZM125 27V26H124ZM128 27V26H127ZM134 27H138V25L136 24V26H134ZM169 24H168V22L167 23H164V25H161V28L163 29V31L161 32V36H166L165 38L166 39H170V36L171 35H173V36H171V39H172V41H171V39L170 40H168V41H171V43H172V45L173 44H176V42H178L179 41V39H177V38H185V36H183V33L182 32H179V31H169ZM120 28V27H119ZM130 28H131V30H132V28L133 27H131L130 26ZM146 28H147V26H146ZM122 29V28H121ZM134 29V28H133ZM137 30H138V28H136ZM135 29V30H136ZM139 29V30H140ZM144 31H145V28H142ZM102 30V29H101ZM100 30V31H101ZM123 30H125V29H123ZM130 30V31H131ZM148 30V29H147ZM201 30V29H200ZM126 31V30H125ZM129 30H127V32H128ZM129 31V32H130ZM142 31V30H141ZM155 31V30H154ZM198 31V30H197ZM196 31V32H197ZM127 32H126V34H127ZM128 32V33H129ZM137 32V31H136ZM136 32H135V34H136ZM140 32V31H139ZM151 32H152V30H151ZM214 33V34H212V33ZM211 32H209V34H212V36H210V37H202V39H200L201 40V42L200 41H197L196 42V40L194 39V38H191V41L193 42V41H195L196 43H195V46L198 48V53H200V52H206L207 51V53L208 52H211L213 49V47H218L217 45H219V46H221V47H225V49L227 50V51H225L223 48V50L225 51V52H228L229 53V55H227V57H226V59L220 64V65H218L217 66V64L220 62V60L218 59V62H217V64L213 67V62H212V64H211V66H208V69L210 68L211 69V67H213V69L212 70H210V72L208 73V76H206V77H199L200 79H199V81L197 82V83H194V86H192V87H188V83H187V80H186V78L185 77H183V78H181L182 76H186V75H188L189 76V74L190 75H192V74H194V73H196V70H195V68L191 65L192 63H189V64H186V63H188L189 61H188V59L187 60H185V59H183V58H181V60L179 59V57L177 56V54H179L180 52L178 51L179 50V48H178V50L176 49V45L174 46L175 47V49L176 50H174V52H177V54L176 53H173V52H171V51H166V52H164L163 54H161V56L160 57H156V55H155V57L157 58V59H155L156 60V64L158 63V66L157 65H155V64H152L151 62V65H155V66H157L158 68H159V72H157L156 73V76H154L153 77V75L152 74H154V72L153 71H155V70H152V74H150V77L149 78H147L148 80L150 79V81H151V83L152 84H160V83H162V84H164V86L167 84V83H169V85H168V89H167V85L165 86V87H163V88H161L163 85H159L160 86V88H158L159 90L161 89L162 90V92H165V90H167L166 92H165V94L163 93H161V95L160 94H158V96L162 99H159L158 101H150V105H149V99H150V92H151V90L150 89H153L154 87V85H150L149 83H150V81H149V85H147V83L146 82H148V80L147 79H145L144 77L145 76H147L148 77V73H150V72H146V74L147 75H145V74H143L142 75V77L144 78V80H142L141 82H137V83H135L136 82V80L134 79V77H135V75L132 77L133 79H134V83H132L133 82V79H131L132 80V82L131 83H124V82H121V81H119L121 78H119L118 76V79H117V77L115 78V77H109L111 80H113L114 82H115V84L117 85V91L119 92V91H121V94H120V96H119V94H118V99H117V102H118V100H119V98H120V102H119V104H116V111H117V116H116V118H114L112 115H111V117H113L116 121L114 122V123H111L109 126H108V129L106 130V131H108L109 132V134H110V136H111V133H113L114 135L113 136H106V134H105V136H104V134H103V132H102V134H103V141H102V143L104 144V145H107V147L106 146H104V147H106V148H108V145L109 144H113L115 147H116V149H117V146H118V149H117V154H118V159L119 160H121L122 159V161H123V159L124 160H129V162H132L134 165H133V167H134V169H136V170H138L139 169V164H140V156H139V154L138 153H136V152H134V155H131V154H128V150H127V148H126V146H127V144L128 143H124V142H126V140H127V136L128 135H132V134H134V136L133 137H136V138H140L141 140L142 139H144V141L146 140V139H153L154 141H155V143H156V138H158L159 136H161V135H163V134H166L165 133V131L166 132H168L166 129H165V131H163V130H161V129H159L158 128V130L156 129V131L157 132H154V131H152L149 127V125H142L143 127L142 128H140V130H135V127H132L134 124H136V122H138L139 120H143V122H145V120L143 119V118H145V119H151V118H159V116L162 114V115H164V116H166L167 117V124L166 125H168V127H171L172 126V123L173 122H175V124L178 122V120H181V119H183L186 115H189V114H194L193 115V120L191 121V126L189 127V129L186 131V133H184L185 135H184V137H182V141H183V144H182V142H180L179 141V143L177 142V145H179L180 143H181V145H179V146H182V148H183V150H181V151H183V152H187V151H190L191 150V148H192V146L194 145V144H196V143H198L199 141H200V139L206 134L205 133V131H204V126L205 125H207V127H208V130H210L211 128H213V130L218 126V128H216V132L218 131V132H224V133H226V134H228V135H230V136H232V137H234L236 140H237V142L239 143V145H240V148H241V156H240V159H239V162H238V169H239V172H240V174L244 177V179L247 177L248 178V176L250 177V176H253L252 175V173H255L256 174V172H257V174H259L260 172H258V171H261L262 173H264L262 170H260L261 169V167H263V166H260V164L258 165V163H260L261 162V160H260V162H259V159H262V161H264V118H262V119H260V118H255V116H254V113H255V111H253V110H250V109H252L251 107H254V108H256V110H258L257 112H262V108H261V106L259 107V105H260V102H259V100H261L262 101V98H258V100L255 98L254 100L252 99V98H254V95L256 96H260L261 97V91L263 92V90H261L260 88L261 87H263L264 86V84H263V77H262V79H260V76H259V74L256 72V71H254V69H251L252 68V66L251 67H248V66H245V67H243L242 68V65H244V60L242 61V62H240V63H237V64H234V63H232V62H230V47L228 46V45H226L223 41H222V38H221V36L219 35V33L218 32H216V31H212L211 30ZM132 33H134V30H132ZM131 33V34H132ZM143 33V32H142ZM146 33H148V31H146ZM197 33H199V32H197ZM139 35H140V33H138ZM150 34V33H149ZM152 35H153V33H151ZM133 35V34H132ZM154 35H156V34H154ZM159 35H160V33H159ZM197 35V34H196ZM119 36V35H118ZM131 36V35H130ZM133 36H135V35H133ZM138 36V35H137ZM136 36V37H137ZM150 36V35H149ZM208 36V35H207ZM138 37H141V36H138ZM146 37H147V35H146ZM154 37V36H153ZM213 37V38H212ZM144 38V37H143ZM180 38V39H181ZM190 38V37H189ZM197 38V37H196ZM135 39V38H134ZM152 40L153 41H155V40H157V39H153L152 38ZM161 40H162V38H161ZM161 40H160V42H161ZM186 40V39H185ZM189 40V39H188ZM128 41V40H127ZM137 41V40H136ZM136 41H134L133 43L134 44H136ZM141 41V40H140ZM139 41V42H140ZM166 41V40H165ZM187 41V40H186ZM185 41V42H186ZM143 42V41H142ZM141 42V43H142ZM180 42V41H179ZM178 42V43H179ZM185 42H183V44H185ZM104 43V42H103ZM126 43V42H125ZM132 43V44H133ZM147 43V42H146ZM164 43V42H163ZM168 43H170V42H167V45H168ZM170 43V44H171ZM182 43V42H181ZM109 44V43H108ZM111 44V43H110ZM109 44V45H110ZM133 44V45H134ZM149 44H150V42H149ZM152 44V43H151ZM158 44H160L159 43V40H158ZM182 44V45H183ZM214 44V45H213ZM92 45V44H91ZM101 46L103 45V44H100ZM105 45V44H104ZM123 45H125V44H123ZM122 45V46H123ZM143 45H145V44H143ZM147 45H148V43H147ZM154 45H157L156 44V41H155V43H154ZM154 45H150L151 47L152 46H154ZM161 45V47H163V45H162V43L160 44ZM165 45V44H164ZM179 47H181L182 45L180 44H177ZM213 47H212V46ZM100 46V47H101ZM122 46H120L119 48H121ZM127 46H129V43L127 44ZM126 46V47H127ZM130 46H132V45H130ZM129 46V48L130 49H132L131 47ZM136 46H139L138 44L136 45ZM146 46V45H145ZM177 46V47H178ZM183 46H185V45H183ZM82 47V46H81ZM79 48V50H78V52H79V54H77V55H79V56H77V58L78 59H80V52L81 51H84L83 50V48L86 50H88L89 48V46H83V48ZM91 47V46H90ZM99 47V48H100ZM117 47L118 46H116V49H115V47H114V50H118L117 49ZM151 47H146V49L148 48L149 50H152V48ZM155 47H157V46H155ZM160 47V48H161ZM169 47H170V45H169ZM186 47V46H185ZM196 47H195V49H196ZM94 48V47H93ZM93 48H91L92 50H94ZM99 48H97V49H99ZM136 48H138V47H136ZM182 48V47H181ZM181 48H180V50H181ZM187 48V47H186ZM192 48V47H191ZM41 49H43V48H40V49H38L37 50V53H40V52H38V51H41ZM91 49H89V50H91ZM122 49V48H121ZM124 49H125V47H124ZM154 49V48H153ZM164 49V48H163ZM168 49V48H167ZM166 49V50H167ZM171 49V48H170ZM173 49V48H172ZM189 49H190V47H189ZM193 49V48H192ZM215 49V48H214ZM218 49V48H217ZM219 49H221V48H219ZM221 49V50H222ZM91 50V52H92V54H94L95 52L94 51H92ZM96 50V49H95ZM113 50V49H112ZM113 50V51H114ZM120 50V49H119ZM123 50V49H122ZM128 50V49H127ZM135 49L133 48V51H134ZM138 50V49H137ZM143 50H144V46H143ZM184 50V49H183ZM182 50V51H183ZM197 50V49H196ZM222 50V51H223ZM124 51V50H123ZM132 50H130V53H132V56H133V52H131ZM139 51L140 50H138L137 52H138V54H139ZM155 51V50H154ZM173 51V50H172ZM200 51V52H199ZM219 51V50H218ZM88 52V51H87ZM90 52V53H91ZM94 52V53H93ZM98 52V51H97ZM116 52V51H115ZM117 52H119V51H117ZM121 52V51H120ZM142 52V51H141ZM145 52H147V51H144V53ZM163 52V51H162ZM179 52V53H178ZM214 52H215V50H214ZM214 52L212 51V53L214 54ZM254 52V51H253ZM252 52V53H253ZM36 53V54H37ZM89 53V52H88ZM88 53H87V55H88ZM111 53L112 52H110V54L109 55H111ZM127 53V51H125V54ZM135 53V52H134ZM150 53H151V51H150ZM161 53V52H160ZM159 53V54H160ZM184 53V52H183ZM188 53V52H187ZM194 53V52H193ZM222 53V52H221ZM96 54V53H95ZM112 54H114V53H112ZM117 54V53H116ZM116 54H114V56H116ZM147 54V53H146ZM148 54H149V51H148ZM152 54H154V52L152 51ZM151 54V55H152ZM180 54H182V53H180ZM201 55H204L203 53H200ZM210 54V53H209ZM37 55H39L38 57H37ZM37 55H35V57H37V58H39L40 56L42 57V55H40V54H37ZM90 56H92L91 54H89ZM135 55H137L136 53L134 54V56ZM143 55V54H142ZM200 55V56H201ZM206 55V54H205ZM204 55V56H205ZM219 55V54H218ZM82 56V55H81ZM83 56H84V54H83ZM82 56V57H83ZM85 56H86V53H85ZM119 56V55H118ZM117 56V57H118ZM133 56V57H134ZM138 56V55H137ZM136 56V57H137ZM144 56V55H143ZM149 56V55H148ZM154 56V55H153ZM152 56V58H154ZM158 56V55H157ZM200 56H199V58L198 59H200ZM226 56V55H225ZM110 57H113V55L112 56H110ZM132 57V58H133ZM181 57V56H180ZM216 57H218V56H216ZM219 57H221V56H219ZM218 57V58H219ZM86 58H87V56H86ZM85 58V59H86ZM92 58V57H91ZM93 58H94V56H93ZM92 58V59H93ZM130 58H131V54H130ZM135 58V57H134ZM132 59V60H134V61H137L138 59L137 58H135V59ZM140 58H141V55H140ZM144 60H146V58L145 57H142ZM141 58V59H142ZM187 58V57H186ZM205 58H206V56H205ZM205 58H203V59H205ZM208 58H209V55H208ZM208 58H207V60H208ZM225 58V57H224ZM44 60H46V58H43ZM48 59V58H47ZM51 59V58H50ZM76 59V58H75ZM111 59H115V58H110V60ZM150 60H151V56H150V58H149ZM149 59H147L148 61H150ZM214 59H217V58H214ZM35 60H36V58H35ZM82 60V59H81ZM88 60V59H87ZM109 60V61H110ZM115 60H117V61H119L120 62V60H118V59H115ZM131 60V61H132ZM143 60V61H144ZM153 60V59H152ZM158 60V61H157ZM196 60H197V58H196ZM195 60V61H196ZM212 60V59H211ZM48 61L50 62V60L48 59ZM75 61V60H74ZM80 61V60H79ZM114 61V60H113ZM121 61H122V59H121ZM129 61H130V59H129ZM142 61V62H143ZM147 61V62H148ZM176 61V64H173L174 62ZM210 61V60H209ZM214 61V60H213ZM41 62H44V61H40V59H39V63H41ZM46 62V61H45ZM80 62H82V64L84 63L83 61H80ZM87 62V61H86ZM89 62H90V60H89ZM111 62H112V60H111ZM133 62V61H132ZM138 62V61H137ZM136 62V63H137ZM142 62H141V65H142ZM153 62V61H152ZM155 62V61H154ZM162 62V63H161ZM208 62V61H207ZM38 63V64H39ZM77 63H79L78 62V60H77ZM88 63V62H87ZM87 63H86V65H87ZM92 63V62H91ZM109 63V62H108ZM120 63H122V62H120ZM135 63V64H136ZM140 63V62H139ZM146 63V62H145ZM195 63V62H194ZM210 63V62H209ZM214 63H215V61H214ZM37 64V63H36ZM44 64V63H43ZM90 64V63H89ZM93 64V63H92ZM90 65V68L91 67H94L93 65ZM125 64V63H124ZM133 64V63H132ZM134 64V65H135ZM184 64V65H183ZM186 64V65H185ZM200 64V63H199ZM223 64V65H222ZM245 64H247V63H245ZM50 65H53V64H50ZM108 64H106V66H107ZM110 65V64H109ZM109 65H108V67H109ZM112 65H115V62H114V64H113V62H112ZM111 65V66H112ZM117 65V64H116ZM130 65V64H129ZM128 65V66H129ZM137 65V64H136ZM173 65V66H172ZM175 65V66H174ZM178 65V66H177ZM180 65V66H179ZM194 65V64H193ZM208 65H210V64H208ZM43 66V65H42ZM45 66V65H44ZM84 66H85V64H84ZM106 66H104V67H106ZM121 66H123L124 67V65H121ZM132 67H133V65H131ZM138 66H140L139 64L137 65V67ZM145 66V65H144ZM17 67H19V66H17ZM86 67V66H85ZM105 68V69H108V71L109 72H112V71H110V68ZM112 67H114L115 69H117L116 71H118V67H116V66H112ZM111 67V68H112ZM126 67V66H125ZM130 67V66H129ZM141 67H143V66H141ZM147 67H148V65H147ZM157 67H155V68H157ZM174 67H175V69H174ZM199 68H201L202 67V65H201V67L200 66H198ZM222 67V68H221ZM225 67V68H224ZM247 67V68H246ZM20 68H21V66H20ZM22 68H24V67H22ZM21 68V69H22ZM87 68V67H86ZM85 68V69H86ZM89 68V67H88ZM89 68V69H90ZM114 68H112V70H114ZM120 68V67H119ZM135 68H136V66H135ZM135 68H134V70H135ZM144 68V67H143ZM146 68V67H145ZM144 68V69H145ZM151 67H149V69H150ZM153 68V67H152ZM151 68V69H152ZM181 70H179V69ZM182 68V69H181ZM19 69V68H18ZM21 69H19V71L21 70ZM93 68H91V70L89 71V73L88 74H90L91 73V71L93 72V71H95V68H94V70H92ZM105 69L103 68V69H101L100 71H104V72H106V73H104L103 71V75H105V74H107L108 72L107 71H105ZM142 69V68H141ZM174 69V70H173ZM176 69L179 71V72H177L176 71ZM196 69H198V68H196ZM248 71H247V70ZM250 69V70H249ZM0 72H1V74H0V78L1 77H3L6 73H8V72H6V69H4V68H2V67H0ZM26 70V69H25ZM36 70V69H35ZM41 70V69H40ZM43 70H45V69H43ZM42 70V71H43ZM133 70V71H134ZM41 71V72H42ZM120 71H121V69H120ZM131 71V70H130ZM145 71V70H144ZM150 71V70H149ZM199 71V70H198ZM244 71V72H243ZM22 72H23V70H22ZM28 72V71H27ZM35 72V71H34ZM82 72V71H81ZM96 72H97V70H96ZM95 72V73H96ZM115 72V71H114ZM258 74V75H256V73ZM20 73V72H19ZM83 73V72H82ZM98 73H101V72H99L98 71ZM97 73V74H98ZM117 75H118V73L117 72H115ZM122 73V72H121ZM121 73H120V75L119 76H121ZM201 73H202V69H201ZM200 73V74H201ZM207 72L205 71V74H206ZM245 73V74H244ZM251 73H255V75L257 76L256 78L257 79H255V76L253 75V74H251ZM44 74H46V72L44 73ZM91 74H93L94 75V73H91ZM90 74V76H92ZM111 74V73H110ZM114 74V73H113ZM115 74V75H116ZM138 75H139V73H137ZM199 74V73H198ZM31 75H32V73H31ZM96 75V74H95ZM102 75V74H101ZM100 75V76H101ZM115 75H112V76H115ZM123 75V74H122ZM127 75V74H126ZM145 75V76H144ZM203 75H204V73H203ZM251 75H252V77H251ZM37 76V75H36ZM45 76V75H44ZM111 76V75H110ZM141 76V75H140ZM140 76H138L139 77V80H140ZM194 76V75H193ZM31 77V76H30ZM94 78H96L95 76H93ZM101 77H103V76H101ZM35 78V77H34ZM105 77H103V78H101L102 79V82L100 83V85L105 81V79H104ZM109 78H107V79H109ZM124 78V77H123ZM136 78V77H135ZM142 78V79H143ZM191 78H192V76H191ZM235 78H236V80H235ZM20 79V78H19ZM33 79V78H32ZM39 79V78H38ZM38 79H36V80H38ZM91 79V78H90ZM101 79H100V81H101ZM125 79L126 78H124V81H125ZM130 79V78H129ZM232 79V80H231ZM234 79V80H233ZM36 80H35V82H36ZM84 80V79H83ZM85 80H86V78H85ZM97 80L99 81V78L97 77ZM128 82L130 81V80H128V79H126ZM145 80H147L146 82H145ZM155 80V81H154ZM190 80H192V79H190ZM195 80V79H194ZM196 80H197V78H196ZM229 80H230V83L232 82V85H230V87L228 88V86H229ZM16 81V80H15ZM24 81V80H23ZM96 81V80H95ZM95 81H94V83H95ZM98 81H96V83H98ZM121 82V84L119 83V82ZM248 81H251V83L250 82H248ZM263 81V82H262ZM14 82V81H13ZM87 82V81H86ZM163 82H167V83H163ZM189 82V81H188ZM225 82H226V84H225ZM234 82V83H233ZM22 83V82H21ZM29 83V82H28ZM27 83V84H28ZM31 83H33V81H31ZM37 83V82H36ZM83 83V82H82ZM91 83H92V81H91ZM90 83V81H89V84H91ZM94 83H93V86H94ZM96 83H95V85H96ZM118 83H119V86H121L122 85V88L123 89H125V91L122 89V88H120L121 90H119V86H118ZM190 83V82H189ZM261 83V84H260ZM2 84V83H1ZM38 84V83H37ZM249 84H251L252 86H251V88L253 89H249V87L250 86H247V85H249ZM88 85V84H87ZM99 85V86H100ZM224 85H226V87L227 88H225V86ZM7 86V85H6ZM33 86H35V83H34V85ZM32 86V87H33ZM37 86V85H36ZM36 86H35V88H36ZM159 86H157L156 85V87H159ZM245 86L248 88V89H245ZM261 86V87H260ZM78 87H79V85H78ZM88 87V86H87ZM90 87V86H89ZM91 87H92V85H91ZM90 87V88H91ZM96 87L97 86H95V89H96ZM150 87V88H149ZM151 87H153V88H151ZM260 87V88H259ZM90 88H89V90H90ZM98 88V87H97ZM165 88V89H164ZM72 89V88H71ZM157 89V88H156ZM164 89V90H163ZM243 89L246 91V90H250V91H248L249 93H251V92H253L254 93V91H259V93L258 94H254L253 96H252V94H250V95H247V96H249V97H245V98H242V97H244L243 95L245 94V96H246V93L247 94H249L247 91H246V93H245V91H243ZM259 89V90H258ZM87 90H88V88H87ZM94 90V89H93ZM92 90V91H93ZM98 90V89H97ZM161 90L159 91V92H161ZM99 91V90H98ZM97 91V92H98ZM116 90L110 95V97H114V93H116L117 92ZM156 91V90H155ZM241 91H243L241 94H243L242 95V97H240L239 96V92H241ZM117 92V93H118ZM154 92V91H153ZM153 92H152V95H153ZM158 92V90L156 91V93ZM158 92V93H159ZM238 92V94H236ZM71 93V92H70ZM79 93V92H78ZM85 93V92H84ZM96 93V92H95ZM72 94V93H71ZM88 94V93H87ZM240 94V95H241ZM260 94V95H259ZM3 95V94H2ZM82 95V94H81ZM93 95H95V94H93ZM92 95V96H93ZM113 95V96H112ZM117 95V94H116ZM116 95H115V97H116ZM154 95H155V93H154ZM235 95V96H234ZM86 96V95H85ZM91 95H89V97H90ZM98 96V95H97ZM100 96V95H99ZM240 97V99H239V101L237 100L236 101V98H238V97ZM252 96V97H251ZM3 97V96H2ZM96 97V96H95ZM114 97V98H115ZM251 97V98H250ZM0 98H1V96H0ZM83 98H85V97H83ZM101 98V97H100ZM100 98H99V100H100ZM152 98V97H151ZM204 99V98H207V99H210L208 102V104H207V106L204 108V109H199L198 108V105H200V103H199V101H201L200 99ZM242 98V99H241ZM91 99V98H90ZM107 99V98H106ZM116 100V98L114 99V101ZM151 100V99H150ZM154 100H156V99H154ZM235 100V101H234ZM105 101V100H104ZM103 101V102H104ZM110 101V100H109ZM70 102V101H69ZM154 102H156L155 104H152V103H154ZM232 102L234 103V104H232ZM72 103V102H71ZM112 103V102H111ZM162 105V103H163V107L160 105V104ZM235 103L237 104V105H235ZM102 104H104V103H102ZM100 105V106H103V105ZM106 104V103H105ZM148 104V105H147ZM228 104H232L231 105V107H229V109H231L230 111H228L226 108H225V106L226 105H228ZM98 105V104H97ZM112 105V104H111ZM114 105V104H113ZM239 105V106H238ZM242 105H246V106H248L249 108H247L246 106H242ZM251 105H253V106H251ZM258 105V106H257ZM149 106H151V108L148 107ZM161 106V107H160ZM232 106H234L235 108V110L236 111H233L232 110ZM251 106V107H250ZM104 107V106H103ZM112 107H114V106H112ZM147 107V108H146ZM159 107H160V109H159ZM238 107H244V108H247V110H249V111H247V113L249 112L250 114H252L253 115V117H252V115H251V117L252 118H250V117H247V116H250L249 114H247L246 115V117L248 118H246L244 115V113L243 112H246V110H244L243 112H241L242 110L240 109V112H239V109L237 110V108ZM75 108V107H74ZM74 108H69L70 110H71V112L72 113H74ZM101 108V107H100ZM260 108V109H259ZM68 109V108H67ZM102 110V109H101ZM113 110V109H112ZM115 110V109H114ZM191 110V112L192 113H189L188 111H190ZM77 111V110H76ZM108 111H109V109H108ZM135 113H133V112ZM227 111V112H226ZM233 111V112H232ZM253 111V112H252ZM68 112H70V111H68ZM70 112V113H71ZM80 112V111H79ZM97 112V111H96ZM95 112V113H96ZM111 112H114V111H111ZM128 112L130 113H132V116H133V114H134V116H133V119H132V121H131V115L129 116V120L131 121H129V120H127L126 118H128L127 116L125 117V115L127 114V115H129L128 114ZM235 112H238V113H240V114H237V113H235ZM256 112V113H257ZM76 113V112H75ZM81 113V112H80ZM115 113V112H114ZM241 113H243V115L241 114ZM99 114V111L97 112V115ZM178 114H179V119H177V116H178ZM237 114V115H236ZM258 114V113H257ZM261 114H262V116H264V114H263V112L262 113H260V114H258V115H260V117H262L261 116ZM106 115H108L107 113H106ZM96 116V115H95ZM109 116V115H108ZM85 117V116H84ZM94 117V116H93ZM105 117V116H104ZM86 118V117H85ZM123 118H125L126 120V122L128 121V122H130V123H126L125 124V122H124V124H123ZM250 118V119H249ZM255 118V119H254ZM80 119H83V118H80ZM96 119H97V116H96ZM109 119V118H108ZM111 119V118H110ZM76 121H78L77 119H76ZM82 121L83 120H81L80 122L82 123ZM98 121V120H97ZM106 121V120H105ZM79 122V123H80ZM88 122V124H90L89 123V121L87 120H85V123H87ZM108 122V121H107ZM113 122V121H112ZM141 123H143L142 121H140ZM139 122V124H141ZM172 122V123H171ZM181 123V122H180ZM179 123V124H180ZM222 123V127H220L219 128V126H220V124ZM93 124V123H92ZM138 124V125H139ZM143 124H146V123H143ZM177 125V124H176ZM186 125V124H185ZM79 126V125H78ZM87 126L88 125H83L82 127H81V124H80V128L82 129H80V133H82V136H80L81 134H79V132H78V134L77 135H79L80 137H81V141H77V142H82V139H83V145L85 144L84 142L86 141V142H88V139L92 136V134L93 133H91V131H90V129L89 128H87ZM94 126V125H93ZM118 126V127H117ZM91 127V126H90ZM103 127V126H102ZM159 127V126H158ZM166 127V126H165ZM180 127V126H179ZM215 127V128H214ZM129 128V129H128ZM152 128V127H151ZM138 129H139V127H138ZM164 129V128H163ZM217 129H219V130H217ZM128 130V131H127ZM212 130V129H211ZM86 131H87V134H86ZM169 131H171V130H169ZM178 131V130H177ZM185 131V130H184ZM179 132H180V129H179ZM179 132H177V133H179ZM210 132H212V131H210ZM215 132V130L213 131V133ZM3 133V132H2ZM90 133H91V135H90ZM105 133V132H104ZM177 133L175 134V131H174V134L175 135H177ZM2 135H4V134H2ZM89 135H90V137H89ZM94 135V134H93ZM182 136H183V134H181ZM9 136V135H8ZM96 136V135H95ZM165 136V135H164ZM174 136V135H173ZM5 137H6V135H5ZM17 136H15V137H13V135L11 134V136L10 137H8V141H10L9 143L11 144V145H13L14 143H16V142H14L17 138H16ZM89 137V138H88ZM100 137V136H99ZM116 137V138H115ZM119 137V138H118ZM167 137V136H166ZM180 136H178V138H179ZM3 138V137H2ZM1 138V139H2ZM93 137H91L90 139H92ZM112 138L114 139L113 141H111L112 140ZM161 138H163V137H161ZM72 139H74V138H72ZM94 139H98V138H96V137H94ZM159 139V138H158ZM168 140H166L165 138L163 139V140H165V141H169V142H171L170 141V139L172 140V138H167ZM3 140V139H2ZM85 140V141H84ZM175 140V139H174ZM173 140V141H174ZM241 140H243L242 142H239V141H241ZM16 141H18V140H16ZM93 141V140H92ZM98 141H99V139H98ZM97 141V142H98ZM164 141V142H165ZM178 141V140H177ZM1 142V141H0ZM7 142V141H6ZM89 142L90 143H92L90 140H89ZM88 142V143H89ZM96 142V141H95ZM93 143V145L94 146H96L97 144V142L96 143ZM143 142V141H142ZM146 142H147V140H146ZM159 142H160V139H159ZM164 142H161V143H164ZM1 143H5V141L3 140V142H1ZM9 143L7 144L6 143V145L5 146H8L9 145ZM45 143V142H44ZM101 143V144H102ZM124 143V144H123ZM139 143H141L140 141H139ZM148 143V142H147ZM168 143V142H167ZM43 144V143H42ZM41 144V145H42ZM48 144H50V143H48ZM47 144V145H48ZM79 144V143H78ZM82 144V143H81ZM87 144V143H86ZM84 145V146H82V147H85L86 148V146H87V149L89 148V145L90 144H88V145ZM96 144V145H95ZM100 143H99V145H101ZM144 144V143H143ZM165 144H166V142H165ZM40 145V146H41ZM44 146H46L45 144H43ZM51 145V144H50ZM133 145V144H132ZM145 145V144H144ZM163 145V144H162ZM161 145V146H162ZM4 146V145H3ZM3 146H1V144H0V148L1 147H3ZM10 146V145H9ZM8 146V147H9ZM44 146H41L42 148L44 147ZM49 146V145H48ZM51 146H53V144L51 145ZM51 146H50V148H51ZM54 146H55V144H54ZM94 146L92 147L91 145H90V147L91 148H94ZM148 146V145H147ZM150 146V145H149ZM11 147V146H10ZM47 147V146H46ZM78 147V146H77ZM76 147V148H77ZM79 147L81 148V146L79 145ZM103 146L101 145L100 146V148H102ZM103 147V148H104ZM128 147V146H127ZM132 147V146H131ZM130 147V148H131ZM144 147V146H143ZM159 147V146H158ZM45 148V147H44ZM49 147H48V149L47 150H49L50 149ZM54 147H52V149H53ZM58 148V147H57ZM76 148H75V150H76ZM90 148V149H91ZM99 148V149H100ZM151 148V149H150ZM148 147L147 149H150L151 150V153H156L157 152V150H156V152H155V150L153 149L152 150V147ZM156 148V147H155ZM54 149H56V148H54ZM78 149V148H77ZM87 149H84V150H87ZM94 149H96V148H94ZM98 149V147H97V149L96 150H99ZM75 150L73 151L74 153H75ZM79 151H77L76 150V152H78V153H76V154H79V152H80V154H81V156H82V150H80V149H78ZM83 150V151H84ZM95 150V151H96ZM104 150V149H103ZM102 150V151H103ZM107 150V149H106ZM149 150V151H150ZM49 151H51V150H49ZM52 151H54V150H52ZM89 151V150H88ZM87 151V152H88ZM92 152H93V149L91 150ZM94 151V152H95ZM154 151V152H153ZM1 152V151H0ZM13 152V151H12ZM86 152V151H85ZM99 152V151H98ZM52 153V152H51ZM55 153H56V150H55ZM72 153V152H71ZM100 153V152H99ZM99 153H97L98 155H99ZM104 153L105 152H103V154H100V156L101 157H103V155H104ZM76 154H73L74 156L76 155ZM89 154V153H88ZM94 154V153H93ZM53 155H57V153L56 154H53ZM98 155H97V158H98ZM38 156H41V155H38ZM65 156V155H64ZM84 156H85V154L83 155V157H80V156H78V157H80V158H84ZM88 156H90V154L88 155ZM88 156H86V157H88ZM96 156V155H95ZM99 156V157H100ZM259 158H257V157ZM259 156H261L262 158H260ZM50 157V156H49ZM52 157V156H51ZM51 157H50V159H51ZM76 157L77 156H75V157H72V158H75L76 159ZM251 157H254V158H252L251 159ZM256 157V158H255ZM52 158H54V157H52ZM72 158H71V161H73L72 160ZM89 158V157H88ZM97 158L95 159L94 158V156H93V159L94 160H97ZM48 159V158H47ZM66 159V158H65ZM101 159V158H100ZM99 159V160H100ZM176 159H177V157H173L172 158V161H173V163L176 161ZM255 159V160H254ZM258 159V160H257ZM58 160V159H57ZM57 160H56V162L55 163H57ZM76 160H78V159H76ZM75 160V161H76ZM80 160H82V159H80ZM79 160V161H80ZM103 160H104V158H103ZM103 160H101L99 163H101L102 162V166H100V164H99V167H98V163H97V168L96 169H98V168H102L104 165V162H103ZM39 161H40V158H39ZM42 161V160H41ZM60 161H62V159L60 160ZM60 161H58V162H60ZM85 161H86V158H85ZM88 161H91L92 162V164H94L96 161H93L91 158L88 160ZM88 161H86V163L88 162ZM105 161V160H104ZM254 161V162H253ZM255 161H258V162H255ZM46 162V161H45ZM53 162V161H52ZM77 162V161H76ZM120 162V161H119ZM24 162H22L21 164H23ZM43 163V162H42ZM41 163V164H42ZM62 163H64L63 161H62ZM70 160H66V164H67V167L70 165ZM80 163V165H79V167H81V163H84V161L83 162H79ZM89 163L90 162H88L87 164L89 165ZM124 163V162H123ZM25 164V163H24ZM87 164H85L84 166H86ZM92 164H90V165H92ZM241 164H243V166L241 165ZM261 164H262V162H261ZM263 164H264V162H263ZM262 164V165H263ZM28 165V164H27ZM26 165V166H27ZM43 165V164H42ZM58 165V164H57ZM46 166V165H45ZM62 165H60V167H61ZM64 166H65V164H64ZM64 166L63 167H61V168H64ZM73 166V165H72ZM95 166V167H96ZM260 166V167H259ZM88 167H90V166H88ZM92 167H94V165L92 166ZM66 168V167H65ZM84 169H85V167H83ZM82 168V169H83ZM40 169V168H39ZM60 169V168H59ZM58 169V170H59ZM79 168H77V170H78ZM87 170L86 171H84V170H82V172H81V169H79L80 170V172L83 174V176L85 175H87L88 176V174H89V176L91 175L90 173H88V172H90V170H88L89 168H86ZM113 169H114V166H113ZM116 169V168H115ZM263 169H264V167H263ZM63 170V169H62ZM84 171V172H83ZM88 171V172H87ZM97 171H101V170H97ZM167 171H168V173H167ZM169 171L172 173V177L174 176V177H176V178H178V179H180V177H179V173L176 171V169L171 165V164H169V163H166V162H164V161H161V173H160V176H159V180L161 179V181H162V177H164V176H167V175H165V174H169ZM55 172V171H54ZM53 172V173H54ZM57 172V171H56ZM60 172H61V170H60ZM76 172H79V171H76ZM78 173V174H80V175H82L81 173ZM86 172V173H85ZM40 173V172H39ZM85 173V174H84ZM88 173V174H87ZM170 173V174H171ZM262 173H260L261 174V176H263L262 175ZM54 174H56V173H54ZM92 174H93V171H92ZM111 174H113V172H112V170L111 171H108L107 172V179H108V181L110 182V187H111V189H112V191H111V194L116 190V189H120L121 187H117L116 185V183L118 182L119 183V181H116V183H114V182H112L113 180H112V176H111ZM169 174V175H170ZM251 174V175H250ZM255 174H254V176H255ZM260 174H259V176H260ZM84 176V177H85ZM254 176H253V178H254ZM259 176H257L258 177V179H259ZM55 177V176H54ZM58 177V176H57ZM116 177V176H115ZM170 177V176H169ZM174 177H173V179H174ZM256 177V176H255ZM43 178V177H42ZM118 178V177H117ZM116 178V179H117ZM246 178V179H247ZM253 178L251 177V179H252V181L251 182H253V185H251L250 183V185L248 186L249 187V189L251 190V191H253V192H256V193H264V189L262 190V191H260V190H258L257 189V187H255V185H258V183L260 182L263 186H264V184L262 183L264 180H262V179H264L263 177H261L262 179V182L261 181H259L258 179H256V178H254L255 179V182L257 181L258 183H256L255 184V182H254V180H253ZM44 179V178H43ZM56 179V178H55ZM116 179H114V180H116ZM250 178H248V180H249ZM48 180V179H47ZM46 180V181H47ZM118 180V179H117ZM158 180V181H159ZM163 181H165V180H163ZM167 181V183H168V180H166ZM165 181V182H166ZM175 181H177L176 179H175ZM246 181V180H245ZM43 182H45V181H43ZM50 182V181H49ZM58 182V181H57ZM56 182V183H57ZM60 182V181H59ZM164 182V183H165ZM182 182V181H181ZM54 183V182H53ZM55 183V185H57ZM130 183V182H129ZM132 183V182H131ZM141 183V182H140ZM147 183V182H146ZM149 183V182H148ZM166 183V184H167ZM171 183V182H170ZM44 184V183H43ZM49 184V183H48ZM51 184V183H50ZM59 184V183H58ZM61 184H62V182H61ZM123 184H125V183H123ZM135 184H137L136 182H135ZM150 184V183H149ZM165 184V185H166ZM42 185V184H41ZM47 185V184H46ZM66 185V184H65ZM132 185H134V184H132ZM140 184H138L137 185V188H139L140 190H141V188L140 187H143L142 186V184H141V186L140 187H138ZM148 185V184H147ZM160 185H161V182H160ZM164 185V184H163ZM174 185V184H173ZM178 185V184H177ZM183 185V184H182ZM52 186H54V185H52ZM59 186V185H58ZM58 186H57V188H58ZM153 186V184L152 185H149V187L146 189L145 187H144V189H146V190H148L149 192H150V194H149V198L150 197H153V196H155V197H157L158 195H157V193L158 194H160V192H157V193H153V192H151L152 190H154V187H152ZM258 186H261V185H258ZM263 186H261V187H263ZM42 187H44V185H42ZM46 187V186H45ZM49 187V186H48ZM67 187H69V186H67ZM67 187H66V189H67ZM126 186H124V188H125ZM130 187V186H129ZM129 187H127V190H128V188ZM50 188H52V187H50ZM54 188V187H53ZM64 188V187H63ZM124 188H121V191L123 190L124 191ZM163 188V187H162ZM169 188V187H168ZM172 188V187H171ZM174 188H176V187H174ZM173 188V189H174ZM185 188V187H184ZM183 188V189H184ZM56 189V188H55ZM69 189V188H68ZM67 189V190H68ZM130 189H132V187L130 188ZM135 189L136 188H134V190H131V191H133L132 193L134 194V192H135ZM143 189V188H142ZM173 189H170V190H173ZM50 189L48 188V190L47 191H49ZM65 190V189H64ZM140 190H136V192H139ZM159 190V189H158ZM178 190V189H177ZM177 190H175L177 193H178V191ZM7 191V190H6ZM12 191V190H11ZM68 191H70V190H68ZM122 191V193H125V191L123 192ZM175 191H171L170 193H164V195H166L167 194V196H164V195H161V196H158L156 199L157 200H159L160 198H162L163 200H164V198L165 197H172V195H175V197L177 196V193L175 192ZM180 191V193H181V197H184V196H186V195H188V194H192L193 193V189L191 188V186H188L187 188H186V190L184 191V192H182L181 191V189L179 190ZM260 191V192H259ZM52 192H54L53 190H52ZM60 192V190L59 191H57V193L59 194V198L60 197H62L63 196V194H62V191H61V193H59ZM71 192V191H70ZM70 192H69V194L68 193H66V191H65V194H67V198L69 199V197H71L72 195H73V193H71L70 194ZM128 192V191H127ZM127 192H126V194H127ZM135 192V193H136ZM149 192H147L146 191V193H149ZM169 192V191H168ZM56 193V192H55ZM64 193V192H63ZM120 194H121V192H119ZM130 193V191L128 192V196L130 195L129 194ZM131 193V194H132ZM151 193H152V195L153 196H150L151 195ZM175 193V194H174ZM179 193V194H180ZM44 194H46V193H44ZM120 194H118V195H120ZM138 194H141L140 192L138 193ZM138 194L136 193V195L138 196ZM163 194V193H162ZM169 194V195H168ZM47 195H48V192H47ZM61 195V196H60ZM118 195H116V197L118 196ZM122 196H124L123 194H121ZM120 195V197H122ZM136 195H134V196H136ZM52 196V195H51ZM55 196H56V194H55ZM55 196H54V198H55ZM58 196V195H57ZM65 196V195H64ZM113 196V195H112ZM127 196V195H126ZM127 196V198H131V196H129L128 197ZM147 197H148V195H146ZM145 196V197H146ZM180 196V195H179ZM179 196H177V197H179ZM44 197H46L45 195H44ZM48 197V196H47ZM53 197V196H52ZM66 197H64V200L66 199ZM125 197V196H124ZM138 197H141L140 195L138 196ZM175 197H173V198H170V199H173L172 201L169 199V201L172 203V202H174V201H177V200H179L180 198H175ZM63 198V197H62ZM126 198V199H127ZM176 200H175V199ZM42 199V198H41ZM45 199V198H44ZM48 199V198H47ZM52 198L50 197V200H51ZM58 199V198H57ZM61 199V198H60ZM68 199H66V200H68ZM118 199V198H117ZM128 199V200H129ZM133 199V198H132ZM129 200V201H132L133 203L135 202V201H133V200ZM135 199H138V202H142V201H139V198H135ZM134 199V200H135ZM154 198H151V201H150V204L152 203L153 205H154V207H155V203H153V201L154 200H156V199H154ZM159 200V201H163V200ZM43 200V199H42ZM53 200V199H52ZM141 200H143L144 202H142V203H145L146 204V202H145V200H147V198L144 200V198H142ZM150 200V199H149ZM149 200H148V202H149ZM44 201V200H43ZM46 201V200H45ZM55 201H57V200H55ZM159 201H155L156 203H158ZM167 202H168V200H166ZM166 201H164V202H161V204L162 203H164V206H165V202ZM58 202V201H57ZM59 202H60V200H59ZM170 202H168V203H170ZM46 203V202H45ZM48 203V202H47ZM50 203V202H49ZM136 203V202H135ZM167 203V204H168ZM149 204V203H148ZM149 204V205H150ZM152 204L150 205V206H152ZM166 204V206H167V208H168V205ZM49 205V204H48ZM59 205H61V203L59 204ZM69 205V204H68ZM141 203L139 204V208L141 207V206H143V205H141ZM158 205H160V203H158L157 205H156V208H157V206ZM58 206V205H57ZM130 206V205H129ZM135 208H137L138 207V203H137V205H133ZM137 206V207H136ZM147 206V205H146ZM149 206V207H150ZM162 206H163V204H162ZM161 205H160V207H162ZM217 206V207H216ZM59 207H62V205L61 206H59ZM58 207V208H59ZM132 207V206H131ZM133 207V208H134ZM149 207H147V208H145V209H151V208H149ZM159 207V208H160ZM57 208V207H56ZM71 207H69V209H70ZM133 208H131V211H128V212H131L130 214H132V209ZM155 208V209H156ZM173 209V205L171 204V205H169V209ZM51 209V208H50ZM60 209V208H59ZM62 209H63V207H62ZM65 210H66V208H64ZM69 209H67V210H69ZM119 209V208H118ZM127 210L129 209V208H126ZM141 209H142V207H141ZM155 209H153V213L155 214V213H157L156 211H154ZM162 208H160V210H161ZM164 209H166L165 207H164ZM164 209L163 210H161L160 212L162 213V211H164ZM169 209H166L165 210V212H167V210H169ZM172 209L170 210V212H168L167 213V215H166V213L165 212H163V214H165L166 215V217L168 216V215H170L168 218V221H169V223L168 224H170L171 223V220H172ZM120 210V209H119ZM124 210H125V208H124ZM137 210V209H136ZM152 210V209H151ZM157 210V209H156ZM48 211H52V213H54V210H48ZM60 211V210H59ZM114 211H116V209L114 210ZM114 211H113V213H114ZM118 211V210H117ZM116 211V212H117ZM61 212H65V211H61ZM68 212V211H67ZM123 212V211H122ZM121 212V214H123ZM135 211H133V213H134ZM152 212V211H151ZM69 213H70V210H69ZM126 213H127V211H126ZM232 214L231 216H235V215H238V214H240L239 213V210L238 209H235V208H232V209H226V208H223V207H221L220 205H218L217 203H215V202H213V203H211L210 205H209V210H208V213H207V215L203 218V219H206V218H209V220H212L211 222H215V223H219V221L218 220H221V219H219V218H223V217H225L224 215H223V217H221V215L220 216H218L219 214H225V215H229V214ZM58 214V212H56V215ZM67 214V213H66ZM149 214V213H148ZM147 214V215H148ZM158 214V213H157ZM50 215H51V212H50ZM53 215V214H52ZM59 215V214H58ZM68 215V214H67ZM66 215V216H67ZM114 215V214H113ZM117 215H119V213H117ZM125 215V214H124ZM158 215H160V213L158 214ZM54 216H55V213H54ZM115 216V215H114ZM164 216V215H163ZM230 216V215H229ZM228 216V217H229ZM58 217H62L61 216V214H60V216H58ZM64 217V216H63ZM117 217V216H116ZM120 217V216H119ZM118 217V218H119ZM121 217H127V215L126 216H123V215H121ZM120 217V218H121ZM129 218H130V216H128ZM126 218V219H129V218ZM144 217V216H143ZM227 217V216H226ZM228 217H227V219H228ZM242 217V213H241V216H240V218ZM145 218V217H144ZM155 218H156V216H155ZM154 218V219H155ZM157 218H159V217H157ZM156 218V219H157ZM147 219H149V218H147ZM154 219H152V220H154ZM159 219H161V218H159ZM165 219V218H164ZM167 219V218H166ZM165 219V220H166ZM229 219H230V217H229ZM233 219V218H232ZM238 219H239V217H238ZM243 219H245V218H243ZM124 220V219H123ZM123 220H121V221H123ZM139 220H143L142 218H140ZM162 220V219H161ZM160 220V221H161ZM226 220V219H225ZM128 220H126V222H127ZM155 221V220H154ZM160 221H158V222H160ZM163 221V220H162ZM161 221V222H162ZM207 221V220H206ZM228 221V220H227ZM238 221V220H237ZM240 221H241V219H240ZM239 221V223H237L234 227H233V230H230L229 232H231V231H233V232H235V234H237L238 233V230L240 229V228H242V227H244L245 225H246V220H243L242 222H240ZM125 222V223H126ZM148 222V221H147ZM147 222H145V224H144V226H143V228L148 232V233H152V231H151V227L149 226L150 225V223L149 224H147ZM152 222V221H151ZM160 222V223H161ZM223 222V221H222ZM231 222H233L232 220H231ZM124 223V224H125ZM141 223V222H140ZM154 223H156V221L154 222ZM154 223H153V225H154ZM164 223V222H163ZM163 223H162V225H163ZM205 223V222H204ZM215 223L213 224L214 225V227H215ZM220 223H221V221H220ZM220 223H219V225H220ZM225 223V222H224ZM123 224V223H122ZM157 224V226H158V228H159V223H156ZM165 224V223H164ZM166 224H167V222H166ZM229 224V223H228ZM234 224V223H233ZM141 226H142V224H140ZM151 225H152V223H151ZM161 225V226H162ZM211 225H212V223H211ZM213 225L209 228V229H211L212 227H213ZM218 225V224H217ZM160 226V227H161ZM165 226V225H164ZM164 226H162V227H164ZM227 226V225H226ZM225 226V227H226ZM230 226H232V224H230ZM161 227V228H162ZM218 227V226H217ZM219 227H222V225L221 226H219ZM218 227V228H219ZM228 227V226H227ZM216 228V227H215ZM224 228V227H223ZM232 227H230V229H231ZM208 229V228H207ZM222 230V228H219V230ZM226 229V228H225ZM225 229H224V231H225ZM228 229V228H227ZM226 229V231L228 232V230ZM262 229H264V219H262L260 222H259V224H258V226H256V227H253V228H251L250 229V233H252V234H254L255 233V235H256V232H257V235L254 237L253 236V238H256L257 236H259V238L258 239H260L259 241L260 242H262V244H264V235H262L261 234V230ZM159 230H160V228H159ZM213 230V229H212ZM217 230V229H216ZM213 232V231H212ZM221 232V231H220ZM206 233H208L207 232V230H205V234ZM210 233H211V231H210ZM214 234V233H213ZM213 234H211V236L213 235ZM215 234H216V232H215ZM227 234V233H226ZM229 234V233H228ZM234 234V233H233ZM217 235H218V232H217ZM210 236V237H211ZM214 236V235H213ZM222 236H224V235H222ZM229 236V235H228ZM237 236V235H236ZM235 236V237H236ZM250 236L252 237V235L250 234ZM226 237V236H225ZM225 237H224V239H225ZM229 237H232V236H229ZM262 238V241H261V238ZM209 238V237H208ZM175 239V238H174ZM177 239V238H176ZM179 239H180V237H179ZM210 239V238H209ZM216 239V238H215ZM214 238L212 239V240H215ZM228 239V238H227ZM248 239V238H247ZM258 239H257V243H258ZM229 240H231L230 238L228 239V241ZM232 240H235V238L234 239H232ZM231 240V241H232ZM244 240V239H243ZM177 241V240H176ZM180 241V240H179ZM217 241V240H216ZM220 241V239L217 241V245H219V246H221V244H218V242ZM223 241V240H222ZM228 241H226V242H228ZM236 241L237 240H235V243H236ZM241 241H242V239H241ZM256 241V240H255ZM171 242V241H170ZM175 242V241H174ZM174 242H172L171 244L173 245V243ZM183 242V241H182ZM237 242H239V241H237ZM224 243H225V241H224ZM230 243V241L228 242V244ZM234 243V244H235ZM250 242H246V244H249ZM252 243V242H251ZM174 244H176V242L174 243ZM180 244H181V242H180ZM183 245H184V243H182ZM227 244V245H228ZM232 244V243H231ZM231 244H229V245H231ZM245 244V243H244ZM262 244H260V246L262 247L263 245ZM224 245V244H223ZM227 245H225L226 246V248L228 247V251H229V249H231V248H229V245L227 246ZM238 245V244H237ZM241 245V244H240ZM179 246V245H178ZM177 246V244H176V247L177 248H175V246H172L173 248H175V250L174 251H176V253H178V255L180 254V253H182L181 252V250H179V248L181 249V248H185L184 246H182V245H180L179 247ZM182 246V247H181ZM248 246V245H247ZM246 246V247H247ZM250 246V245H249ZM259 246V245H258ZM257 247V249L258 248H260V250H261V247ZM232 247V246H231ZM244 247V246H243ZM250 248H251V246H250ZM263 248V247H262ZM176 249H178V250H176ZM220 249H222V248H220ZM245 249V248H244ZM247 249V248H246ZM248 249H249V247H248ZM264 249V248H263ZM262 249V250H263ZM183 250V249H182ZM226 250V251H227ZM239 250V249H238ZM242 250H243V248H242ZM241 250V251H242ZM170 251H172V249L170 250ZM174 251H172L170 254L172 255V254H174L173 252ZM178 251V252H177ZM184 251V250H183ZM221 251V250H220ZM219 251V252H220ZM252 251V250H251ZM255 251H256V249H255ZM258 251V250H257ZM185 252V251H184ZM223 253H224V251H222ZM222 252H221V254H222ZM231 252V251H230ZM229 252V253H230ZM237 252V251H236ZM246 252V251H245ZM249 252V251H248ZM242 253H244V250H243V252ZM253 253V252H252ZM251 253V254H252ZM170 254H169V259H168V261H170V262H172L171 260V257H174V256H171L170 257ZM239 254V253H238ZM248 253H246V255H247ZM251 254H248V256H250ZM255 254V253H254ZM175 255V254H174ZM182 255V254H181ZM180 255V256H181ZM253 255V254H252ZM175 256H177V255H175ZM180 256H178V257H180ZM221 256V255H220ZM238 256V255H237ZM242 256H245L244 254L242 255ZM255 256V255H254ZM178 257H177V259H178ZM215 257H217V256H215ZM252 257V256H251ZM261 257V256H260ZM259 257V258H260ZM182 258V257H181ZM220 258V257H219ZM227 258V257H226ZM256 258V257H255ZM262 258H264V256H262ZM171 259V260H170ZM176 259V258H175ZM176 259V261H180V259L179 260H177ZM245 259V258H244ZM238 260V259H237ZM237 260H236V262H237ZM240 260H241V257H240ZM260 260V259H259ZM167 261V262H168ZM243 261V260H242ZM261 261H263V260H261ZM261 261H259V263L261 262ZM173 262L175 263V264H177L174 260H173ZM219 262H221V260L219 261ZM235 262V263H236ZM239 262V261H238ZM169 263V262H168ZM174 263H171V264H174ZM217 263H218V261H217ZM234 263V264H235ZM240 263V262H239ZM243 263V262H242ZM167 264V263H166ZM219 264V263H218ZM221 264V263H220ZM238 264V263H237Z\"/></svg>",
  "mask_w": 264,
  "mask_h": 264
}]
</instances>
